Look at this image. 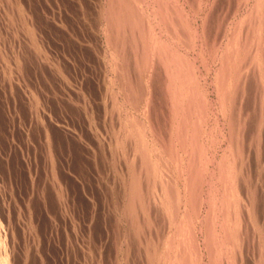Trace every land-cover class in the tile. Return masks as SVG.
<instances>
[{"label":"rangeland","instance_id":"obj_1","mask_svg":"<svg viewBox=\"0 0 264 264\" xmlns=\"http://www.w3.org/2000/svg\"><path fill=\"white\" fill-rule=\"evenodd\" d=\"M4 1L5 0H3V1L0 0V16H1L0 17V19H1L0 20V28H1L0 29V37L2 38V39L0 38V247H1L0 252L3 256L5 255L7 257V260H6L7 263L6 264H11V263L12 264H151V263H149L150 261H149L148 254H147V250H148V246H149L148 244H149L150 240L153 239V242L156 243V246H158L159 251H161L165 248L164 247V245H165L164 240L166 238V235H167V233L171 234L168 232L169 226H170V221H174L175 220L174 217H177V219L178 218L181 219V217L184 216L182 214H184V211L186 209H188V206H189V204L187 205V202H185L187 199V196H188V193L186 196V192H187L186 189H188L189 186H188V188H184V186H185L184 184L186 181L188 182L187 178L190 177V171H189V168H187L188 164L185 163L184 165H186V167H184V165L182 164L183 162H180V159H181L180 157H182L183 152L186 155L188 153L186 151L187 150L190 151V149H188V146H186L188 142L185 143V141H184V143H183V145H185L187 148H185V146L180 144L181 133L179 131H177L179 133L178 134L175 131V130H177V127H176L177 123H175V121L177 122L178 116L176 114L174 115V111L176 110L178 103L175 102L173 99L168 98L170 96L167 92V86L169 84L166 85V83L170 82V81H168V79L170 80L171 75L174 78H175V76H177V75L174 76V74L171 73L169 70L171 69V67H172V69L177 68L178 64H179V66H178V68H179L180 65H182L180 63H186L187 62L186 65L189 63V64H191V68L194 67V68H192V70L194 69L193 72L194 73L196 72L194 77L198 76V78H199V79H196L197 77L194 78L195 84H197L196 82H198V84H200L199 85L200 89L199 88L198 89L201 92L205 90L204 91L205 93L204 92H202V93L200 92V93H201V95H203L202 97L207 96V97H205V100L208 99V101H207L208 105H206V107L212 108V109L206 108L205 112L203 111L204 115L207 117L204 116L205 121H203V123H202V120H201V122L198 124L199 128H200V130H198V132L200 133V131H201V136H202L201 137V139H202L201 143H203L202 146L204 145L203 146L204 148L201 151L202 154L199 153L198 156H201V155L204 156L205 155L204 157H199L200 159L198 158V160H199L198 166L200 165L202 167V165H205L206 167L204 166L203 170H205V168H207L208 170L206 169L204 171L205 174L203 176V179H201L202 181H201V183H199V185H200V184H202V182H204L202 184L203 187L200 190V193L201 192L202 193L200 194V196L198 198L197 208H199V209L197 210V208H196L195 209L196 211L193 210L196 213L191 211L192 213L190 216V218H193V219L195 218L194 220L196 223V226H195L196 229L194 230V232L197 231V232H195L196 245L199 244L198 246H200V249H202V248L204 249L206 246L204 244V239H203V238H205L204 237L205 236V233H204L205 230H203V233L200 231H202V226H201L202 222H203L202 220H204V218L208 214L207 209H208V211L210 209L209 208L210 204H208V203H212V202H208V200H207V202L205 200H203V201H201V200L204 197H206L204 199H208L209 195H211L212 199L216 198L217 199V200L215 199L216 203L218 202L217 205H215V208L219 207V202L221 200L219 198L222 197V193L224 191L221 187H222V185L225 186L224 185L225 182L228 183V181H229V180L225 181V179L228 178L229 176H231V173L233 172V169H232L233 168V166H232L233 162L234 163L237 162V164H235V165L236 166L238 165V167L242 166L241 164H243V166H244L246 163V165L244 167L242 166L244 169L240 167L242 170V173L244 172V174L246 173L248 175V176L246 175L247 177L245 179V175L242 174V176L244 175L243 176L244 177L243 178L244 183L246 182L245 183L246 186L247 185L249 186L251 184L250 186L252 188L257 185L256 188H254L253 190L259 191V197H261L260 203L262 204V205H260V207H262L261 209L263 210V215H264V183H263V181H264V163H263L264 162V129L262 127V126H264V120H263V123H261V129H258V127H260L259 126L260 124L258 125V122H257V124H255V123H256V121H259V122L261 121V117H260L261 115L260 116L258 115V114H260V112L254 114V111L256 109L260 108V105H261L260 99L262 98V96H261L262 92L261 91L263 89L261 88L262 87L261 86L262 81L260 80L261 78L259 79V77H260L259 68L261 69V67H258V66L263 65V67H264V61H263L264 58L262 57L263 60H261L262 61L261 64H258V66L256 65L258 68L255 66L254 63H253L254 66H252L253 64H251L252 63L251 59H253V57H254V54L252 52L255 50L254 45L259 46V44H258L259 40L262 41V42H260V44L264 43V39H263L264 35L262 36V39H259V37H258L259 34L257 33V29H256L257 28L256 25H258L257 24L258 22L260 23V25L262 23L263 27H264V23H263V21H264V17H263L264 13L263 12L264 11H262L264 9V0H261V2H262L260 5L261 11L259 10V8H258V10L253 8V6L256 5V0H205V1L204 0H195V1L191 0L192 2L190 0H178L179 3L177 0H170V1L166 0V1H168L166 3H164L165 2L164 0H163V2H162V0H156L155 2L159 1L157 3L161 7L158 6L156 3H154L153 0H148V1L144 0L142 2H139L140 0L139 1L137 0L138 2L136 0H133L137 4L141 3L142 4V5L140 4L141 8L143 6V8L145 9L144 10L142 8L143 11L141 10V16H140L144 21L141 18L139 19V17L136 18V13H138L137 16L140 15L139 14L140 8L137 4H135V2H134V5H136V6L133 7L134 5L131 4L133 6H132V10H130L132 13L133 8L137 7L136 8L137 10L134 9L137 12L133 11V14H135V15H133V14L131 15V13H130V16H131L130 18L131 19L132 18L138 19V21L136 20V22H137L136 26L138 24L140 26H142V27H140L138 25V28L140 27L142 29V31L145 32V33H142V35L144 34L143 36L145 39H143V37L140 35L141 30H139L138 28L136 29V27L130 23H128L130 25H127V24L125 25L129 29L127 27L123 26L122 29L117 27V29H119V30H117L116 27L114 29V27L112 28V27L108 26V21H109L108 17L110 16L109 14H112L113 10L116 9V6H117L116 5L117 3L115 4V7H114V5L111 6V4H110V6H108V4L111 3V0H6L5 2ZM108 1H109V3H108ZM133 1L129 0V2H131V3ZM151 1H153V2H151ZM171 1L174 3V6L175 7L177 6L178 8L175 9V7L172 6L173 3ZM198 1H199V3H198ZM149 2H150V5L152 3L153 6L152 5L150 6ZM3 3H4V6H6V7L3 6ZM146 3L148 5L145 6ZM163 3H164V5H163ZM8 4H9V6H8ZM154 4H155V6H154ZM165 4H167L168 6ZM176 4H178V5H176ZM253 4H255V5H253ZM169 5H170V8L174 7L173 9H171L172 13H170L171 12L170 8L168 9ZM148 6H150V7H148ZM164 6H166L167 9H164L165 8ZM11 7H12V9H11ZM151 7H152L153 11H152ZM180 7H182L181 9H183V11L186 10V12H183V11H182L183 13L180 12L181 15H179V10H177V9H180ZM157 8L159 11L157 10ZM162 8H163V10H162ZM106 9H108V11H109V9H111V11H109V13H108V11ZM181 9H180V11H181ZM196 9H197V11H196ZM250 9L253 11V13L256 10V13H255L256 16L255 17L259 16L256 18V20H255V17L253 18L256 22H254L253 19H252L253 21H251V19H250V17H251L250 13L252 12V11H250ZM154 10H155V12H154ZM175 10L177 11V14H176ZM101 11H103V12H101ZM164 11H166V12H164ZM259 11H260V14H258ZM152 12L155 13L156 16H155V14H152ZM157 12H159V13L157 14ZM173 12H175L176 15ZM22 13H23V15H22ZM98 13L100 15L101 14L102 15L99 16ZM142 13L145 17L142 15ZM148 13L150 15L151 14L153 15V17L151 15L152 18L156 17L155 20L152 19L150 17V15H148ZM105 14L107 15V17H105L106 20L104 19ZM163 14L165 16H161ZM171 14L173 15V17L175 16L176 18L175 17L173 18L172 16H170ZM112 15H111V18L109 17V19H112V17H113ZM180 16L181 17L184 16V17H186V19L188 18L187 16H189L190 20L187 19L188 20L187 21L183 17V19L186 20L185 21L186 24L185 23L182 24V22H184V20L182 18H179ZM205 16H207V19ZM159 17H161V18H159ZM168 18H171V20H170V21H172L171 23H173L175 21V19H176V21L177 20L180 21V19H181V21H180L181 23H179V22L176 23V21H175L173 25L176 27H174L173 25H171L169 23L172 26L171 27L172 29H171L169 27L170 25L168 24V22H170V21H168L169 20ZM145 19H147L148 21H146ZM159 19L161 21H159ZM243 19L244 20L246 19L247 21L252 22V23L251 24H249L248 22L244 23L246 21H243ZM248 19H250V20H248ZM257 19H258V21H257ZM152 20H154V21H152ZM156 20H157V23H156ZM208 20H209V22H208ZM219 20H221V21H219ZM140 21H142L143 23H141ZM239 21L243 22V23L241 24V23H239ZM138 22H140V23H138ZM146 22H147V24H146ZM187 22L190 23L192 26L189 25ZM203 22H205L206 27L203 26L204 25ZM35 23H37V24L39 23V24L37 25ZM255 23H256V25H255ZM144 24L147 26L144 27L143 26ZM156 24H158L159 27ZM163 24L167 25L168 29L166 28V26H164V28L167 30V32H165L166 30L163 28ZM179 24H182V25L179 26ZM184 24L185 25L188 24L189 26H191L189 28H191L192 30L188 28V25L186 27V26H184ZM243 24H245V29L242 28ZM246 24H248V27L250 29H252V30H250L251 33L249 32V34H247V30L249 28L246 27ZM106 25H107V27H106ZM151 25L153 26L152 29H150ZM239 25H241V27H239ZM254 25L256 26V28ZM132 26H134L135 28ZM149 26H150V28H149ZM236 26H237V29H236ZM154 27H155V29H154ZM181 27H182V29H181ZM160 28L163 30H161ZM187 28H188L189 32L191 31V33H189L188 30H186ZM246 28H248V29H246ZM109 29L113 30V34H110ZM157 29H160L161 31L158 30L159 31L158 32ZM169 29H170V32H168ZM205 29H207V30H205ZM235 29L237 31H235ZM241 29H243V30L241 31ZM3 30H4V32H3ZM129 30L133 31L134 33L130 31L132 35L130 33L128 34ZM150 30H153L152 32H155V33L150 34L149 33ZM203 30L207 31L206 32L207 35L205 34V31H203ZM233 30L237 33L236 35H234V33H232V32H234ZM105 31L108 34L112 35V38H113V35L121 33V36L123 38V39H121V36H119L121 44L118 42V40H119L118 38L117 39L115 38V40L113 38V40L111 39V41H110L109 40L110 35H108ZM114 31H116V32H114ZM119 31H121V32L119 33ZM123 31H125V32H123ZM171 31L173 33L176 32L175 35L172 34ZM181 31L182 32L184 31V32L182 33ZM195 31H196V34H195ZM240 31L243 33H245L244 31H246V33L245 34L242 33L243 35L239 36ZM7 32H9V33H7ZM122 32L128 34L130 37L138 32L134 36H139V38L138 37H136V38H138L139 41L142 40L143 42L142 41L139 42V41H137L138 39L135 40L132 37L131 38L133 39V41L131 38H130L131 41H130V39H129V41H127L128 39L126 40L125 38H129V37H127L128 35L123 34ZM156 32H157V34H156ZM160 32H162V33H160ZM178 32H180V34ZM185 32L188 33L187 34L188 38H187V35ZM198 32L200 33L202 39H201ZM164 33L166 35L169 34V37L168 36L165 37ZM149 34L150 35L154 34V38H156V40H154V43L151 41L153 38L151 39L149 37V39H151L149 41V39H148V36H150ZM145 35H147V37ZM176 35H178V36H176ZM191 35H193V36H191ZM196 35H199L198 37H200V39H198V37L194 38V36H196ZM244 35H245V37H244ZM248 35L251 36V38ZM3 36H4V38H3ZM175 36L178 38H175ZM189 36H191V39H189L190 38ZM226 36H228V37H226ZM231 36L233 37L234 40L231 38ZM246 36H248V37H246ZM255 36H256V39H254ZM106 37H108V39ZM140 37H142V39ZM151 37H153V36H151ZM192 37H193V40H192ZM239 37L244 39V40H247V38L249 40L251 39L252 42H251V40H250V42L253 45L252 46L250 42L248 43V45L250 44L249 45V51H251L252 54H250V56H247V58H245V59L242 58V60H239V59H241L240 57H243L242 54H244V53L242 52V53L237 54L236 53L237 51L235 50V49H238L237 47L240 45L239 43L241 42L240 40H238ZM179 38H182L183 41H182V39L180 40ZM147 39H148V41H146ZM158 39H160V40H158ZM169 39L171 41H169ZM188 39L190 40V44L188 42L187 47L188 46L189 47H188V50H186L187 48L184 45L187 44ZM235 39H237V40L235 41ZM40 40H42V41H40ZM167 40H168L167 43L170 45V47H171V45H173L172 48H169V45L166 43ZM172 40L173 41L175 40V41L172 42ZM191 40L193 42H191ZM227 40H230V41H227ZM121 41H123V42L125 41L126 42L125 44H127V45L123 44V42H121ZM176 41H178V42H176ZM232 41L235 42L236 45H238V46H236L235 43H233ZM111 42L115 43L114 44L115 46L112 45ZM128 42H131V43L128 44ZM133 42H135V43H133ZM145 42H148V43L150 42V44H152V46L155 47V50H153L152 53L150 50V48L152 46L151 47L149 46V50H150V52H149L148 50H146V48L148 49V46H147L148 43L146 44L147 47H145L143 45ZM155 42L157 43V45H155ZM162 42H165L164 45L167 47V48H165V47L164 48L167 51L170 50L167 52V54H166V51H164V53L166 55H168L170 53V55L168 56V58L166 60H165L166 57H164V58L160 57V55L162 56V54H163V50H162L163 43ZM170 42H171V44H170ZM184 42H185V44L182 45V43H184ZM194 42L196 44H194ZM207 42H209V44L211 43V47L209 46V44H207ZM227 42L228 43L231 42V44L233 43L235 45V46L233 45L231 47V49L232 50L234 49V51H235V52L232 51V54H231V51L228 50V47L225 48V45L228 46ZM136 43H138V47H137ZM140 43H142L141 45L145 47V49H144V47L140 46L142 48V51H141V49L140 50L136 49V47L140 48L139 47ZM176 43L178 46L176 45ZM213 43L215 44V46ZM218 44H220V45H218ZM120 45H121V47H119ZM132 45H134V47ZM158 45H159V48L161 47L160 49H161L162 54L160 53V49H158ZM174 45H176L177 47L176 46L174 47ZM113 46H114V50H112ZM126 46H127V48H126ZM129 46H130L131 50H130ZM179 46H181L182 49H181V47L179 49ZM216 46H219L221 49L217 48V50H216ZM251 46H252V48H251ZM123 47H125V51L128 53H125V52L123 53L121 51V50H124ZM263 47H264V44H263ZM118 48H121V49L118 50ZM175 48H176V52L173 51V50H175ZM209 48H211V49H209ZM126 49H128V50H126ZM134 49H136L135 51L138 53V55H141V54H139L138 51H140V53L147 52V54L143 53V55L140 56V63H138L139 60H136L137 58L139 59V57L137 56V53L135 54ZM184 49L186 51H184ZM132 50H133V52H131ZM181 50H183V51H181ZM214 50L217 51L218 55L215 54L216 51L214 52ZM224 50H225V52H224ZM262 50L264 52V48ZM179 51H181L182 54H184V55L180 54L181 56L177 57V58H179L180 62L177 60L175 55L173 56V53H172V52H174V53H176V55H178L177 53H180ZM155 52L157 54L160 53V55L156 54V57H158V58L155 57V55H154ZM20 53H21V55H20ZM131 53L133 55L134 54L135 55L130 56ZM185 53H187V54H185ZM211 53H213V55H211ZM224 53H225V55H224ZM226 53H228V54H226ZM115 54H118V55H115ZM146 55L148 56V58L146 57L147 60L144 59V57H143ZM214 55L216 56L215 57L216 59L214 58V60H213ZM235 55H237V56L240 55L239 59L238 58L235 59L234 58ZM118 56H120V57H118ZM152 56L155 57L154 58L155 63H156V61H158L157 62L158 64L152 63V61H154ZM170 56H171V58H170ZM187 56H190V57H188L191 60V61L189 60L190 62H192L194 59V61H193L194 65L187 61L188 60ZM227 56L228 57L232 56L231 58H233V60H231V58L229 59ZM128 57H130V58H128ZM182 57H183V60H186V59L187 60L182 62L183 61ZM226 57L229 60H227ZM249 57H252V58H249ZM126 58L128 61L125 60ZM160 58H162V60ZM225 58L228 62L233 61V62H231L232 65L230 63L226 62V60H224ZM114 59L118 60L119 64H117V61L115 62ZM122 59L124 62L122 61ZM130 59L131 60L135 59V60L131 61ZM149 59L152 61H150V63L147 64L149 62L148 61ZM159 59H160V61H159ZM174 59L176 61L173 62L174 64H171V61H174ZM218 59H220V60H218ZM243 59L246 62L243 61ZM163 60H165V63L163 62ZM146 61H147V63H146ZM215 61H217V62H215ZM222 61H224L223 64H221ZM235 61H236V64H235ZM241 61H242V63H241ZM143 62H145V64H141ZM177 62H178V64H177ZM244 62H245V64H244ZM136 63L141 64V65H137ZM159 63H161V66L163 68L159 65ZM162 63H164V64L169 63V65L171 67L170 66H169V68L166 67L168 64L166 66H163ZM224 63H225V65H224ZM239 63H241L242 68H244L243 70H245L246 65H248L247 63H249V66L251 65L253 69L251 68V66L250 67L248 66V71H249V68L251 70V72L248 73V77L245 78L244 76H242V78H240V81L238 82V84H240V82H241V84L238 85L237 92H235L237 95H235L236 98H234V100L236 99V101H233V103L236 105L234 106V104H232V106H231L230 100H228V102H227V100H225L226 102H224V104L226 103L228 107L230 106L228 109H226V112L227 111L230 112V110H231L230 108H232L233 112L238 110V109L241 110V108H242L243 111L242 110L241 111L244 112V114L241 111H238V112L236 111L234 113L232 112L234 115L239 117V119H237L238 117H235V120L237 119L236 120V124H237L236 127L237 128L239 127V125H242L244 123V121L247 123L245 126L246 128H244L243 127L244 125H243V126H240L237 130H234L232 128L233 125L228 123L229 121L233 120V118H232L233 116L230 117L233 114H231V112H230V114H231L230 115L228 112L226 114L227 116L225 115V117H224L222 109L220 110V108L222 107L221 103L219 104L220 99L218 98V97H220V94H219L220 93L219 92L220 86H219V88L217 87L219 85V82L216 83V81H218V79L216 77H217V74L219 73L220 69H221V71L219 73V76L222 75V71L226 72V70L229 67H232L233 65L236 66ZM122 65H123L124 71L122 69ZM133 65L134 66L136 65L138 67L136 68ZM157 65L160 67H158ZM174 65H176V66L174 67ZM130 66H133V67H130ZM139 66H140L139 70L144 71L143 74L141 71L138 70ZM154 66H155V69L156 68L157 69L159 68V69L154 71ZM198 66H199V68H198ZM221 66L223 67V70H222ZM225 66H227L226 67L227 69H224ZM235 66H233L231 68L232 71L228 70L229 72L231 71L230 73L228 71H227V73H225V74H228V76L226 77V80H228L230 74L233 76V78H232L233 81L237 78L236 77L237 76L236 75L237 74V66L236 67ZM125 67H127V68H125ZM142 67H143V69H141ZM164 67L166 70L164 69ZM128 68H129V71L126 70ZM133 68H135L134 69L135 72H134ZM160 68L164 69L165 71H163L162 69L160 70ZM178 68L175 69V71L177 70L179 72ZM233 68H234V70H233ZM146 69H148V70H146ZM115 70H117V71H115ZM130 70H131V72L133 71V73H132L133 75L131 73H128V72H130ZM160 71L164 72L163 73L164 75L161 73H157ZM166 71H167V73L165 74ZM175 71L173 70L172 72H175ZM233 71H234V74H232ZM125 72L128 74H131L132 76H134V78L131 77V75H127ZM146 72H147V74L145 75ZM121 73H122V76H121ZM153 73H154V76H153ZM170 73H171V75H170ZM254 73H255V75H253ZM139 74H140V76H139ZM168 75H170V76H168ZM137 76L140 79H137L138 78ZM161 76L162 77L165 76L164 77L165 79L162 78ZM222 76H224V73ZM126 77H128V78H126ZM141 77L143 79H141ZM158 77H160L159 78L160 82L157 81ZM129 78L131 80L137 79V82H139L140 85H139V83L137 85L136 80H135V82H133L134 80L131 81V80H129ZM254 78L256 79V81ZM125 79H127L126 81L129 84L131 82V85H130L131 89H129V86H128L129 84L125 81ZM241 79H242V81H241ZM257 79H258V81L259 80L261 81V82L259 81V83H258V84L261 83L260 86L257 84V82H258ZM139 80H142L144 83L140 82ZM121 81L125 82L126 84L121 82ZM224 81H225V79H224ZM229 81H230V79L228 81H225L224 83L227 84ZM254 81H255V83H254ZM157 82H158V84H157ZM148 83H150L152 85H149ZM159 83L160 84L163 83V86L161 87V85ZM246 83H248V84L246 85ZM253 83H254V85H253ZM198 84H197V86H198ZM134 85H136L137 88L135 87L134 89H132ZM141 85H143V86H141ZM122 86L126 87L125 90H124V88H122ZM140 88H141V90H140ZM143 88H145V89H143ZM146 88H148V89H147V93L145 94V93H143V90H146ZM259 88H261L262 90H259ZM216 89L219 91L217 92ZM128 90H129V92H128ZM138 90H140V91H138ZM136 91L139 92V94H137L138 96L135 95L137 93ZM148 92H150V93H148ZM127 93L129 94V96L127 95ZM141 93H143L144 95ZM165 93H166L167 97L163 96V95H165ZM259 93H260V95H259ZM216 94H218V95H216ZM126 95L128 96L127 98H126ZM134 95H135V98L133 97ZM257 95H259V97ZM139 96H140V98H139ZM131 97L133 98V100L129 99ZM163 97H164V99H163ZM137 98H139L140 100ZM152 100H153V102L150 103L149 101H152ZM165 100L167 101V103ZM169 100H171V101H169ZM131 101H132V103H131ZM133 101H136L137 103L136 102L134 103ZM168 102H170V103L175 102L177 104L175 106L171 103V106L172 107L174 106L173 108H171L170 103H168ZM132 104L133 105L136 104L135 106L137 109L139 108V110H136L135 106H133ZM209 104H210V106H209ZM237 105H238V107H237ZM252 105H254V106H252ZM166 106L168 108L170 107L169 108L170 112L168 111V108ZM233 106H234L235 110L233 109ZM153 107H154V111H153ZM235 107H237V108H235ZM86 108L87 109L89 108L88 111ZM107 108H109V109H107ZM198 109H200V106L198 107ZM147 110L148 111L151 110L152 113L151 112L149 113ZM112 111H113V113H112ZM145 112L146 113L148 112L147 113L148 115ZM206 112H207V115H206ZM134 113H136V114H134ZM246 113L249 115V117ZM131 114H134V116H135L132 119H131V117H132ZM136 115L138 117H140V119L138 117H136ZM114 116H115V118H114ZM169 116H170V118H169ZM173 116L176 117V119ZM257 116L260 118H258ZM147 117H148V121H147ZM152 117H153V119H152ZM171 117L175 120H173ZM111 118H113L114 120ZM129 118L131 121L129 120ZM240 118H242V120ZM246 118H248V119H246ZM133 119H138V121L135 122L136 120L134 121ZM171 119L173 121H171ZM228 119H231V120L228 121ZM258 119H260V120H258ZM263 119H264V115H263ZM128 120L130 121L129 123H128ZM132 120L134 121L133 123H132ZM149 120H152V121L154 120V121L152 122ZM167 121L168 122L170 121L169 122L170 126L175 125V126L171 127V129H173V131H171L170 127L168 128V129H170V131H168L167 127H165V126H169V125H167L168 124ZM142 122L144 123L143 125H145V126H141ZM150 122H151V124H148ZM159 122H161V123H159ZM204 122H206V123H204ZM136 123H137V125H139V123H140L141 125L139 127H141V129L143 130L142 133L140 131V133H141L140 136L141 135L143 136L144 130L147 131V129H148V132L145 131L146 132L145 135H147L148 138H145L147 136H145V137L143 136L145 139L143 137L142 138L140 137L141 139L140 138L137 139V137H139V135H137V137H136V134H134V132H133V131H135V129L134 130L132 129V127L135 126ZM208 123H209V125H208ZM127 124H132V127L128 126ZM200 124H202L203 126H201ZM126 125L128 128L126 127ZM146 125L148 127H146ZM230 125H231V127H228ZM153 126H155V127H153ZM253 126L256 128V130ZM129 127H131V128H129ZM151 128H152V130L155 128V130L152 131ZM240 128L242 130V133H240L239 136H237L236 134H238L239 131H241ZM242 128H244V129H242ZM158 129H160V130H158ZM127 130L128 131L130 130V131L128 132ZM166 130H167V132H166ZM163 131H165V132H163ZM202 131H204L203 132L204 134L202 133ZM237 131H238V133H237ZM157 132H158V134L160 132L161 137L164 136L161 138L162 140L160 139V136L159 137H158V135L156 136L155 133H157ZM170 132H173V133H170ZM235 132H236V134H235ZM128 133H130V135H131L130 137H132L134 135V138H132V141H130L131 139L129 138ZM175 133L177 136L172 135ZM126 134H127V136H126ZM211 134H212V136H211ZM232 134L233 135L235 134L236 136L235 135L232 136ZM241 134H243V135H241ZM184 135L185 134H183V136ZM222 135H224V136H222ZM154 136H156V137H154ZM165 136L168 140L165 138ZM169 136L172 138V141H171V138H169ZM179 136H180V138H179ZM231 136L234 139L236 137V139L234 140L233 138H231ZM226 137L230 141H228V139ZM243 137H244V139H242ZM46 138H48V139H46ZM153 138L155 139V142H157L156 143L157 145H155ZM224 138H226V139H224ZM139 139L142 141L144 140L145 142L144 141L143 142L138 141ZM146 139L149 141L147 142ZM175 139H177L178 141ZM222 139H224L225 141ZM257 139H259V141ZM158 140H160L162 142L160 145H158L160 143V141H158ZM165 141H166L167 145L164 144ZM231 141H235L236 144H235V142L233 144V142H231ZM153 142H154V144H153ZM230 142H231V144H230ZM241 142H242V144H243V142H245V143L242 145ZM143 143L146 144L145 145L146 147L144 146ZM173 143H174V145L172 147L171 144H173ZM199 143H198V145L200 146L201 144H199ZM216 143H218V144H216ZM152 144L154 146H157L156 147L158 150V151H156L157 155H154L155 153H153V152H155L153 150H156V149L154 148V146ZM137 145H138V147H137ZM150 145H152L151 147H153V148H151ZM175 145H176V147H175ZM232 145H233V147H232ZM234 145H236V147H235L236 149L234 148ZM168 146H170V147L168 148ZM177 146H179V147H177ZM182 146H183V149H181ZM205 146H206V148H205ZM237 146L240 148L242 146H244V147L241 149L240 148L238 149ZM135 147H137V148H135ZM227 148L228 149L233 148V149L230 151ZM142 149H143V151H141ZM149 149H150V151H148ZM163 149H165V150L167 149L166 153L168 152V149L170 152L167 153V155H165V153L163 155V152L165 151ZM171 149H172V151H171ZM204 149L206 152L204 151ZM237 149L239 150V152L243 151V153H239ZM173 150L174 151L176 150L175 151L176 153L173 152ZM136 151H138L140 153H137ZM181 151H183V152H181ZM203 151L205 154L203 153ZM223 151H225V152H223ZM227 151H228V153H227ZM244 151H245V153H244ZM135 152H136V156H135ZM149 152H151V153H149ZM99 153H100V155H99ZM172 153H173V155H172ZM222 153H224L225 155ZM233 153H234V155H232ZM235 153H236V155H235ZM237 153H239V154L237 155ZM117 154H119V155H117ZM176 154H177V156H176ZM242 154H243V156H242ZM145 155H147V156L143 157ZM151 155L152 156L154 155L155 157L154 156L152 157ZM159 155H160V157H159ZM169 155H170V157H168ZM178 155L179 156L181 155V156L178 157ZM187 155H186V158H188ZM239 155H240L239 158L242 159V162L244 161V163H241V160L240 161L238 160L239 162L235 161L238 159ZM150 156H151V158H149ZM163 156H164L165 162H164V160L162 161ZM165 156L167 159L165 158ZM171 156L173 158V161H175V163L179 159L177 164H175L173 161H171L172 160ZM236 156H237V159L235 158ZM260 156H261V158H260ZM222 157H224V158H222ZM174 158H176V159L178 158V159L174 160ZM225 158H227V159H225ZM232 158H234V161H232L233 160ZM149 159L152 161L150 162ZM156 159L159 160V162H157ZM131 160H133L134 162ZM142 160H144L145 162ZM166 160L167 161L169 160V161L166 162ZM202 160H204L205 163H204V161L202 163ZM220 160L222 162H220ZM228 160H230V161L228 162ZM128 161L130 162V164ZM154 161H155V163L157 162V164H159V165H157V167L160 166L161 162H163L164 165H166V166L169 165V166H167L168 167L167 168L163 165V163H161V165H163V168H158V170H157L156 169L157 167H154V166H156ZM184 161H186V160H184ZM131 162H133V163H131ZM143 162L145 164H143ZM152 162H153V164H152ZM200 162L202 165L200 164ZM219 162L222 163V166H223V164H225V168H228V170L224 169V166L219 167ZM134 163L135 164L136 163L137 164L142 163L145 166H142V165L140 166V164L139 165L136 164L134 166ZM179 163H180V165H179ZM146 164H149V166L148 165L147 166L150 168L152 167L153 171L150 168L148 170ZM150 164L154 165V166H150ZM226 164H227V166H226ZM129 165H131V166H129ZM229 165L232 166V167H230V169H229ZM136 166L142 167L140 169L141 172L139 170L140 167L138 168ZM248 166H249V168H248ZM126 167L128 169H126ZM132 167L138 168L137 170L139 172L138 171L136 172L135 168L133 169ZM164 167H165V170L167 169L166 172L169 175H171L169 179L165 177V176L168 177V175L166 172L165 173L163 172ZM145 168H147V169H145ZM177 168H179V169L182 168V169H180L178 172ZM132 169H133V171H131ZM142 169L144 172L142 171ZM159 169H160V171L162 169L161 172H163V173H161L159 171ZM169 169H170V171L172 170L173 172L171 171L169 173ZM127 171H129V172H127ZM146 171H149L150 175L148 174L149 172H146ZM156 171L157 172L159 171L158 173L161 174V176H160L161 179H159L160 177L157 178V176H159L160 174H157ZM187 171H189V172H187ZM235 171L236 170H234L233 174H235ZM55 172H56V174H55ZM130 172H132V173H130ZM127 173H129L130 175ZM135 173H137V174H135ZM140 173H142L141 174L142 177L137 176ZM153 173H155L156 176ZM146 174H148L149 177H147L148 175H146ZM225 174H228V175H225ZM128 175H129V177H128ZM135 175L137 177L141 178V182L146 181L145 183L143 182L141 185L142 191H143L142 193L143 194L146 193V195H144L143 198L140 199L139 201H136V203H137L136 208L137 209H135V212L138 214L139 213L141 214V215L137 214L138 215L137 219L140 218V219H138L140 224L143 223L139 227L138 226L135 227L132 223H129V221L132 220V216H131V218H129L130 217L129 212H131V211H130V207H129L130 204H128V203H130L131 197H127L128 196L127 192L128 191L130 192V190H131L132 186H130L129 184L133 183L134 177H136ZM162 175L164 178H166V180L164 178L162 179ZM210 175H211V177H210ZM145 176L147 177V179L145 178ZM150 176H152V177H150ZM185 176L187 178H185ZM242 176H241V178H242ZM130 177H132V179ZM148 178H150V180ZM156 178L159 179L162 184L159 185L160 182ZM216 178L218 179L217 181H215ZM172 179H175V180H173L174 182L172 181ZM247 179L249 180L250 183L248 182ZM151 180L154 182L152 183ZM163 180H165L164 181L165 184L166 183L169 184L168 183V181H169L170 184L175 183V186H177L176 189H174V190L176 191V193L177 192H179V193H177V194L175 193V196H173L174 197L173 200H175V198L178 197L175 200V201H177L176 202L177 204L176 203L174 204V206L176 205V208L178 209L177 213L180 211L177 216L176 215L172 216V213H170L168 207L163 204V203H165V198H163V196H164L163 191L166 190V188L164 187V184L162 182ZM212 180L215 184L211 182ZM223 180H224V182H223ZM122 181H123L125 186H123ZM156 181H158V182H156ZM178 181H179V183H178ZM147 182H148L147 186L149 187V190H147L148 187L146 188V185H144V184H147ZM198 182H199V179H198ZM247 182H248V184H247ZM154 183H155V185H154ZM242 183H243V181H242ZM252 183L254 186L252 185ZM176 184H178V185H176ZM211 184L213 185L212 188L215 189L214 190L215 197L213 194H211L213 192L212 188L210 186ZM156 185H157V187H156ZM202 185H200V186H202ZM200 186H199V188H201ZM244 186L245 185L242 184V187L240 188V190L243 189V191L241 190L242 195L243 196L245 195L244 198L245 197L247 198V195H249V193H246L247 194L246 195L245 191L249 192V191H247V189H249L250 187H246V189H245V188H243ZM152 187H154V188L152 189ZM113 188H115V189H113ZM127 188L129 190H127ZM159 188H161L162 190L159 191L160 190ZM182 189L184 192L182 191ZM216 189H219V190H216ZM244 189H245V191H244ZM148 191H150L151 194H150V192L148 194L147 193ZM152 191H154V192H152ZM215 191H217V192H215ZM110 193H111V195H110ZM161 194H162V196H161ZM178 194H180V195H178ZM216 194L218 196H220V194H221V196L216 197ZM129 196H131V195L129 194ZM145 196H147V198ZM180 196H182V197H180ZM150 197H152V202L150 200L151 199ZM154 197L155 198L157 197L158 199L157 198L156 199L159 202L157 200H154L155 199ZM183 198H185V199H183ZM145 199L146 200L149 199L150 203L148 200L146 201ZM180 199H181V202L183 201L184 203H186V206L183 202L182 203L184 205L180 202ZM141 200H143V201H141ZM178 200H179V202H178ZM140 201H141V203H140ZM160 201L164 206L160 203ZM203 202H204V204H203ZM147 204H148V206H149V204H151L150 207L146 206ZM178 204H180L181 206ZM127 205H128V207H127ZM161 206H163V207H161ZM192 206H193V204L192 205L190 204L189 210H191ZM142 207L145 209L144 212L146 213L145 214L146 217H144L145 216L144 214L142 215V213H143ZM165 209L167 211H165ZM243 210H244V207H242V211ZM159 211H160V213H159ZM168 215H170V216H168ZM139 216H141V217H139ZM207 217H209V216H207ZM218 217L219 216H216V218H218ZM142 218L149 219L150 221L149 220L147 221V220L142 219ZM169 218H171V219H169ZM244 218H246V219H244ZM248 218H249V216L246 212L243 214V217H242L243 220L241 221V223H242V227H241L242 238L241 239L244 238V240H243V242H245L244 250L242 252L240 250L236 251V253L234 254L236 257V259L235 258L234 259L236 261H233L232 264H234V263H237V264L238 263L239 264H257V261H258V264H261L260 262H262V261H263L262 264H264V252L262 254H260V251H259V247H260L259 242L261 240L260 235L257 233V231H255V227L253 229V224H250V218H249V220H248ZM137 219H135V224H136ZM208 219H209L210 227H212V223H211L212 216H210ZM246 220L249 221L248 222L249 224H247ZM263 221H264V216L259 217L258 226L259 227L261 226L262 229H264V224H263L264 222ZM146 222H149L148 223L149 224V231L147 228L148 224ZM186 222H188V220H186V219H184L182 221V225H183L184 229L188 226L186 224H189V222L188 223H186ZM168 223H169V225H168ZM137 225H139L138 222H137ZM218 225H220V224H218ZM130 226H132V228H134V229L138 228L141 235L136 234L137 232H134L136 229L133 230ZM140 228H142V229H140ZM146 228H147V231H146ZM150 228H152L153 230ZM138 229L136 231H138ZM166 229H167V231H166ZM140 230H143L145 233H142V231H140ZM212 230H211V234H212V237L214 239V238H216L217 235H214L215 232H213ZM130 231H132V233ZM165 232H167V233L163 237ZM198 232H200V234ZM219 233L221 235V232H219ZM142 234H143V236H142ZM159 234H161V235H159ZM262 234H264V231L262 232ZM147 235H150L153 238L149 239L150 237H148ZM152 235L156 236L155 238H157V239L154 240V236H152ZM193 235H194V233H193ZM131 236L132 237L134 236V237L132 238ZM136 236H138V237H136ZM145 236H146L147 241H146V239H143V238H145ZM198 236H199V238H198ZM206 236H208V233ZM258 237L260 240L258 239ZM141 238L144 241H141L140 240ZM254 239H256V240H254ZM132 241H133V243L136 241V243L133 244ZM197 241L201 242V243H198ZM263 241H264V237H263ZM141 243H143V244H141ZM1 244H2V246H1ZM247 244L250 246H248ZM245 245H247V246H245ZM255 247L257 249H255ZM6 249H7V251H6ZM1 250H5V251H1ZM144 251L146 253H144ZM255 251H256V253H255ZM238 252H240V253H238ZM7 254H8V256H7ZM228 255H230V254L226 253V254H223L222 257L226 258V256H228ZM261 255L263 257H261ZM9 256H11V257H9ZM126 256H128L129 259ZM137 256H139V258ZM207 257L210 258L207 254H205V256L202 258L204 260V263L208 262V264H209L210 259H208ZM258 257H261V260H259L260 258H258ZM158 258L160 259V257H158ZM240 258H242V260ZM10 259L11 260L13 259V260L11 261ZM245 260H247L248 262ZM158 261L159 260L156 261V264H162V263H160V261L158 263ZM161 261H162V259H161ZM243 261H245V262H243ZM227 262H229V261H227Z\"/></svg>","mask_w":264,"mask_h":264},{"label":"bare ground","instance_id":"obj_2","mask_svg":"<svg viewBox=\"0 0 264 264\" xmlns=\"http://www.w3.org/2000/svg\"><path fill=\"white\" fill-rule=\"evenodd\" d=\"M3 1V0H2ZM6 1V0H5ZM4 1V2H5ZM131 1H133V0H131ZM137 1V0H136ZM139 1V0H138ZM137 1V2H138ZM142 1H144V0H140L139 2H142ZM148 1V0H147ZM154 1V3H156L158 6H160L157 2H159V1H157V2H155L156 0H153ZM153 1H151V2H153ZM165 2L164 3H166V2H168V1H170V0H168V1H166V0H164ZM178 1V0H177ZM191 1V0H190ZM195 1V0H194ZM193 1V2H194ZM205 1V0H204ZM134 2L135 1H133L132 3L131 2H129V0H111V3H109V1H108V6H110V4H111V6L112 5H114V7H115V4L117 5L116 6V9H114L113 10V12H112V14H109L110 16V18H111V15L113 16L112 17V19H109V17H108V26L109 27H114V29H115V27H116V29H117V27L118 28H120V29H122V27L123 26H125L126 24L127 25H130V24H132V25H134L135 27H136V29L138 28V25L136 26V20L138 21V19H136V18H138L139 17V19L141 18L140 16H141V10L143 11V6H142V8H141V5L138 3H136L135 2V4H137L138 6H139V14L140 15H138L137 16V14L138 13H136V18H130L131 16H130V13H131V11L130 10H132V6L134 5ZM162 2H163V0H162ZM172 2V1H171ZM189 2V1H188ZM192 2V1H191ZM202 2V1H201ZM164 3H163V5H164ZM173 3V2H172ZM178 3H179V1H178ZM198 3H199V1H198ZM197 3V4H198ZM261 0H256V5L255 4H253V5H255V6H253V8L254 9H256V10H258V8H259V10L261 11V8H260V5H261ZM6 4V3H5ZM105 4V3H104ZM131 4H133V5H131ZM189 4V3H188ZM242 4V3H241ZM144 5V4H143ZM146 5H148L147 3L145 4V6ZM149 5H150V2H149ZM151 5L153 6V4L151 3ZM150 5V6H151ZM165 5H167V4H165ZM171 5V4H170ZM170 5H169V7H168V9L170 8ZM176 5H178V4H176ZM199 5V4H198ZM252 5V4H251ZM3 6H4V3H3ZM8 6H9V4H8ZM15 6V5H14ZM136 5H134L133 7H135ZM150 6H148V7H150ZM154 6H155V4H154ZM168 6V5H167ZM172 6H174V3L172 4ZM183 6V5H182ZM197 6V5H196ZM2 7V6H1ZM4 7H6V6H4ZM157 7V6H156ZM161 7V6H160ZM165 8L164 9H167L166 8V6H164ZM175 7V6H174ZM173 7V8H174ZM240 7V6H239ZM256 7V8H255ZM131 8V9H130ZM137 8V7H136ZM136 8H133V11H135L134 9H136ZM155 8V7H154ZM159 8V7H158ZM158 8H157V10H158ZM172 7L170 8V11H171V9H173ZM176 8H178L177 6L175 7V9ZM182 7H180V9H181ZM11 9H12V7H11ZM151 9H152V7H151ZM156 9V8H155ZM180 9H177V10H179V15H181L180 14V12L181 13H183V12H186V10H184L183 11V9H181V11H180ZM193 9V8H192ZM252 9V8H251ZM250 9V11H252ZM20 10V9H19ZM107 11H108V9H106ZM137 10V9H136ZM145 10V9H144ZM162 10H163V8H162ZM256 10H255V12L253 13V11L250 13L251 15V17H250V19H251V21H253L254 19V17L256 16L255 15V13H256ZM9 11V10H8ZM21 11V10H20ZM109 11H111V9H109ZM109 11H108V13H109ZM133 11H132V13H131V15L133 14ZM152 11H153V9H152ZM159 11V10H158ZM169 11V12H170ZM183 11V12H182ZM196 11H197V9H196ZM260 11L258 12V14H260ZM262 11H264V9L262 10ZM27 12V11H26ZM30 12V11H29ZM101 12H103V11H101ZM135 12H137V11H135ZM134 12V13H135ZM154 12H155V10H154ZM164 12H166V11H164ZM175 12H176V14H177V11L175 10ZM175 12H173L174 14H175ZM195 12V11H194ZM6 13V12H5ZM10 13V12H9ZM24 13V12H23ZM23 13H22V15H23ZM159 12H157V14H158ZM163 13V12H162ZM170 13H172V11L170 12ZM264 13V12H263ZM262 13V14H263ZM26 14V13H25ZM99 14V13H98ZM152 14H155V13H153L152 12ZM151 14V15H152ZM169 14V13H168ZM175 14V15H176ZM196 14V13H195ZM261 14V15H262ZM102 15V14H101ZM100 14H99V16H101ZM133 15H135V14H133ZM142 15H143V13H142ZM146 15V14H145ZM148 15H150L149 13H148ZM151 15H150V17H151ZM178 15V16H179ZM187 15V14H186ZM219 15V14H218ZM4 16V15H3ZM26 16V15H25ZM97 16V15H96ZM144 16V15H143ZM142 16V17H143ZM147 16V15H146ZM155 16H156V14H155ZM161 16H165L164 14L163 15H161ZM170 16H172L173 17V15L171 14ZM169 16V17H170ZM177 16V17H178ZM1 17V16H0ZM105 17H107V15L105 14L104 15V19L106 20V18ZM134 17V16H133ZM145 17V16H144ZM152 17H153V15H152ZM151 17V18H152ZM175 17V16H174ZM173 17V18H174ZM183 17L184 16H180L179 18H182L183 19ZM188 18L187 19H189L190 17L189 16H187ZM204 17V16H203ZM206 17V19H207V16H205ZM257 17H259V16H257ZM257 17H255V20H256V18ZM262 17V16H261ZM264 17V16H263ZM8 18V17H7ZM98 18V17H97ZM148 18V17H147ZM155 18L156 17H154V18H152V19H154L155 20ZM159 18H161V17H159ZM176 18V17H175ZM178 18V19H179ZM185 19H186V17H184ZM217 18V17H216ZM19 19V18H18ZM25 19V18H24ZM33 19V18H32ZM142 19V18H141ZM149 19V18H148ZM169 20L168 21H170L171 20V18H168ZM186 19V20H187ZM211 19V18H210ZM214 19V18H213ZM250 19H248V20H250ZM253 19V20H252ZM1 20V19H0ZM20 20V19H19ZM22 20V19H21ZM143 20V19H142ZM146 21H148L147 19H145ZM151 20V19H150ZM154 20H152V21H154ZM158 20V19H157ZM157 20H156V23H157ZM184 20V19H183ZM182 20V21H183ZM186 20H184V22H182V24L183 23H185L186 24ZM190 20V19H189ZM225 20V19H224ZM239 20V19H238ZM254 20V22H256ZM260 20V19H259ZM30 21V20H29ZM144 21V20H143ZM159 21H161L160 19H159ZM175 21H176V19H175ZM174 21V22H175ZM180 21H181V19H180ZM179 20H177L176 21V23L177 22H179V23H181ZM188 21V20H187ZM205 21V20H204ZM219 21H221V20H219ZM229 21V20H228ZM243 21H246V22H244V23H249V24H251L252 22H249V21H247L246 19L244 20L243 19ZM257 21H258V19H257ZM17 22V21H16ZM32 22V21H31ZM30 22V23H31ZM100 22V21H99ZM141 23H143L142 21H140ZM140 22H138V23H140ZM172 21H170V22H168V24L170 23L171 25H173L174 24V22L173 23H171ZM190 22V21H189ZM194 22V21H193ZM208 22H209V20H208ZM13 23V22H12ZM106 23V22H105ZM128 23H130V24H128ZM145 23V22H144ZM160 23V22H159ZM163 23V22H162ZM165 23V22H164ZM188 23V22H187ZM191 23V22H190ZM190 23H188L189 25H191ZM204 23V27H206V25H205V22H203ZM239 23H243V22H240L239 21ZM263 23H264V21H263ZM9 24V23H8ZM19 24V23H18ZM35 24H37V23H35ZM39 24V23H38ZM37 24V25H38ZM146 24H147V22H146ZM151 24V23H150ZM169 24V25H170ZM182 24H179V26L180 25H182ZM184 24V26H186L187 27V25H185ZM210 24V23H209ZM215 24V23H214ZM258 25H256V23H255V25L257 26V28H256V26H255V28L257 29V33L259 34V39H262V36L264 35V27H263V24L261 23V25H260V23L258 22L257 23ZM21 25V24H20ZM154 25V24H153ZM157 26H158V24H156ZM169 26L170 28L172 27V26ZM188 25V28L189 27H191V26H189ZM211 25V24H210ZM225 25V24H224ZM9 26V25H8ZM134 26H132V27H134ZM140 26V25H139ZM144 27H146L147 25H143ZM161 26V25H160ZM164 26H166V28H167V25L165 24H163V28H164ZM174 26V25H173ZM197 26V25H196ZM195 26V27H196ZM251 26V25H250ZM36 27V26H35ZM39 27V26H38ZM106 27H107V25H106ZM125 27H127V26H125ZM131 27V26H130ZM134 27V28H135ZM140 27H142V26H140ZM138 28L139 30H141L140 31V35L143 37V39H145L144 38V34L142 35V33H145L144 31H142V29L141 28ZM152 25H151V28H150V26H149V28L150 29H152ZM159 27V26H158ZM162 27V26H161ZM174 27H176V26H174ZM239 27H241V25H239ZM246 27H248V24H246ZM28 28V27H27ZM31 28V27H30ZM111 28V29H112ZM128 28V27H127ZM148 28V27H147ZM146 28V29H147ZM188 28L186 29V30H188ZM243 29H245V24H243V27H242ZM249 28V27H248ZM248 28H246V29H248ZM254 28V27H253ZM1 29V28H0ZM4 29V28H3ZM41 29V28H40ZM111 29H109L110 30V34H113V30H111ZM129 29V28H128ZM154 29H155V27H154ZM161 29V28H160ZM157 29V31L159 30V31H161V30H163V29ZM165 29V28H164ZM168 29V28H167ZM172 29V28H171ZM178 29V28H177ZM181 29H182V27H181ZM189 29H191V28H189ZM196 29V28H195ZM194 29V30H195ZM204 29V28H203ZM217 29V28H216ZM215 29V30H216ZM236 29H237V26H236ZM235 29V31H237ZM243 29H241V31L243 30ZM18 30V29H17ZM107 30V29H106ZM117 30H119V29H117ZM116 30V31H117ZM138 30V31H139ZM145 30V29H144ZM166 30V29H165ZM164 30V31H165ZM192 30V29H191ZM205 30H207V29H205ZM205 30H203V31H205ZM250 30H252V29H248L247 30V34H249V32H250ZM255 30V29H254ZM2 31V30H1ZM13 31V30H12ZM26 31V30H25ZM37 31V30H36ZM41 31V30H40ZM112 31V32H111ZM116 31H114V32H116ZM128 31V30H127ZM131 30H129V32H128V34L130 33L131 34V32H133V31H131ZM149 31V30H148ZM153 30H150V34H152V33H155V32H152ZM158 31V32H159ZM173 31V30H172ZM171 31V32H172ZM218 31V30H217ZM216 31V32H217ZM234 31V30H233ZM232 32V33H234V35H236L237 33L236 32ZM239 32V36L240 35H243V34H245L246 33V31H244L245 33H243V32ZM3 32H4V30H3ZM10 32V31H9ZM9 32H7V33H9ZM106 32V31H105ZM121 31H119V33H120ZM123 32H125V31H123ZM122 32V33H123ZM163 32V31H162ZM162 32H160V33H162ZM165 32H167V30L165 31ZM168 32H170V29H169V31ZM175 32V31H174ZM182 32V31H181ZM184 32V31H183ZM182 32V33H183ZM188 32H189V30H188ZM193 32V31H192ZM206 32L207 31H205V34H206ZM253 32V31H252ZM6 33V32H5ZM31 33V32H30ZM29 33V34H30ZM107 33V32H106ZM118 33V32H117ZM134 33V32H133ZM138 33V32H137ZM137 33H135L134 35H136ZM176 33V32H175ZM175 33H173L172 32V34H174L175 35ZM179 34H180V32H178ZM186 33V32H185ZM189 33H191V31L189 32ZM199 33V32H198ZM197 33V34H198ZM218 33V32H217ZM243 33V34H242ZM251 33V32H250ZM3 34V33H2ZM27 34V33H26ZM108 34V33H107ZM110 34H108V35H110ZM115 34V33H114ZM123 34H126V33H123ZM122 34V35H123ZM128 34H126V35H128ZM149 34V35H150ZM156 34H157V32H156ZM165 34V33H164ZM163 34V35H164ZM188 33H186V35H187ZM195 34H196V31H195ZM246 34V35H247ZM253 34V33H252ZM6 35V34H5ZM18 35V34H17ZM42 35V34H41ZM132 35V34H131ZM131 36L133 39H135V40H137L138 38H139V36ZM199 35H200V33H199ZM199 35H196V36H194V38H197ZM207 35V34H206ZM209 35V34H208ZM215 35V34H214ZM233 35V34H232ZM233 35V36H234ZM251 35V34H250ZM16 36V35H15ZM105 36V35H104ZM119 36H121V33L120 34H116V35H113V38H114V40H115V38L117 39H119L118 40V42L120 43V37ZM146 37H147V35H145ZM151 36H153V37H151ZM169 37V34L168 35H166L165 34V37ZM176 36H178V35H176ZM175 36V38H178V37H176ZM191 36H193V35H191ZM191 36H189L190 38L189 39H191ZM238 36V35H237ZM249 36V35H248ZM248 36H246V37H248ZM254 36V35H253ZM110 37V41H111V39L113 40V38H112V35H110L109 36ZM126 37V36H125ZM127 37H129V38H125L127 41H129V39L131 38L129 35L127 36ZM135 37V38H134ZM136 37H138V38H136ZM142 37H140L141 39H142ZM149 37L152 39H149ZM156 37V36H155ZM158 37V36H157ZM163 37V36H162ZM171 37V36H170ZM174 37V36H173ZM172 37V38H173ZM200 37H201V35H200ZM200 37H198V39H200ZM223 37V36H222ZM226 37H228V36H226ZM235 37V36H234ZM243 37V36H242ZM244 37H245V35H244ZM243 37V38H244ZM250 38H251V36H249ZM1 38V37H0ZM3 38H4V36H3ZM33 38V37H32ZM107 39H108V37H106ZM131 38V39H132ZM171 38V39H172ZM187 38H188V35H187ZM210 38V37H209ZM231 38L233 39V37L231 36ZM237 38V37H236ZM253 38V37H252ZM2 39V38H1ZM121 39H123L122 38V36H121ZM124 39V40H125ZM131 39H130V41H131ZM133 39H132V41H133ZM148 39H149V41L151 40L153 43H154V40H156V38H154V34L153 35H150V36H148ZM148 39L146 40V41H148ZM180 40L182 39V38H179ZM187 40V44L186 45H184V46H186V50H188V47H187V45H188V42H189V44H190V40ZM201 39H202V37H201ZM222 39V38H221ZM246 39V38H245ZM254 39H256V36H255V38ZM258 39V40H259ZM264 39V38H263ZM33 40V39H32ZM158 40H160V39H158ZM178 40V39H177ZM192 40H193V37H192ZM191 40V42H193ZM206 40V39H205ZM234 40V39H233ZM237 39H235V41H236ZM238 40H240L241 42L239 43L238 41V43L240 44L239 46L238 45H236V43L235 42H233V43H235V45L236 46H238L237 48L238 49H235L237 52V54H239V53H244V54H242L243 55V57H240V55H235L234 56V58L235 59H239V57L241 58V59H239V60H242V58H247V56H250V54H252L251 53V51H249V45H248V43L250 42V40L247 38V40H244V39H242V38H240L239 37V39ZM29 41V40H28ZM40 41H42V40H40ZM117 41V40H116ZM137 41H139V39L137 40ZM136 41V42H137ZM142 41V40H141ZM141 41H139V42H141ZM169 41H171L170 39H169ZM175 41V40H174ZM173 40H172V42H174ZM182 41H183V39H182ZM181 41V42H182ZM219 41V40H218ZM227 41H230V40H227ZM255 41V40H254ZM121 42H123V41H121ZM143 42V41H142ZM151 42V43H152ZM158 42V41H157ZM160 42V41H159ZM168 42V40L166 41V43ZM176 42H178V41H176ZM196 42V41H195ZM194 42V44H196ZM221 42V41H220ZM251 42H252V40H251ZM250 42V43H251ZM260 42H262L261 40H259V46H256V45H254V51H252L253 52V54H254V57H253V59H251V64H255V66L257 65L258 66V64H261V60H263V58H264V52H263V44L264 43H262V44H260ZM126 42L124 41L123 42V44H125ZM131 42H128V44H130ZM133 43H135V42H133ZM148 42H145L143 45L145 46V47H147L148 46V49L146 48V50H148L149 52H150V50H151V53L153 52V50H155V47H153L152 46V44H150V42L147 44ZM161 43V42H160ZM163 43V46H162V50H163V54L161 53V47L159 48V45H158V49H160V53L162 54V56L160 55V53L159 54H157L156 52H155V57H156V54L157 55H160V57H162V58H164V57H166L165 58V60L168 58V56L170 55V53L168 54V55H166L167 54V52L168 51H170V50H166L165 48H167L165 45H164V43L165 42H162ZM215 43V42H214ZM213 43V44H214ZM231 44V42H227V45L228 46H226L225 45V48L226 47H228V50L229 51H231V54H232V51H234V49L232 50L231 49V47L234 45V44ZM36 44V43H35ZM111 44L112 45H114L115 43H112L111 42ZM121 44V43H120ZM142 43H140L139 44V47L141 46V47H144V46H142L141 45ZM146 44H147V46H146ZM159 44V43H158ZM168 44V43H167ZM170 44H171V42H170ZM175 44V43H174ZM179 44V43H178ZM183 44H185V42L184 43H182V45ZM207 44H209V42H207ZM254 44V43H253ZM257 44V45H258ZM41 45V44H40ZM119 45V44H118ZM125 45H127V44H125ZM124 45V46H125ZM136 45H137V47H138V43H136ZM155 45H157V43L155 42ZM162 45V44H161ZM169 45V44H168ZM176 45H177V43H176ZM176 45H174V47L176 46ZM180 45V44H179ZM218 45H220V44H218ZM234 45V46H235ZM251 45H252V43H251ZM115 46V45H114ZM114 46H113V49L112 50H114ZM117 46V45H116ZM133 47H134V45H132ZM131 46V47H132ZM149 46L151 47L150 48V50H149ZM172 46L173 45H171V47H170V45H169V48H172ZM178 46V45H177ZM176 46V47H177ZM208 46V45H207ZM209 46L211 47V43L209 44ZM208 46V47H209ZM213 46V45H212ZM214 46H215V44H214ZM253 46V45H252ZM252 46H251V48H252ZM112 47V46H111ZM110 47V48H111ZM118 47V46H117ZM119 47H121V45L119 46ZM136 47V46H135ZM136 47V49H141V51H142V48L140 47V48H137ZM145 47H144V49H145ZM165 47V48H164ZM180 47L181 46H179V49H180ZM223 47V46H222ZM41 48V47H40ZM116 48V47H115ZM124 48V50H121L123 53L125 52V53H128V52H126L125 51V47H123ZM126 48H127V46H126ZM129 48H130V46H129ZM157 48V47H156ZM217 48H220L219 46H216V50H217ZM21 49V48H20ZM38 49V48H37ZM119 49H121V48H118V50ZM133 49V48H132ZM136 49H134V51L136 50ZM143 49V50H144ZM178 49V50H179ZM181 49H182V47H181ZM209 49H211V48H209ZM221 49V48H220ZM116 50V49H115ZM126 50H128V49H126ZM130 50H131V48H130ZM173 50V49H172ZM185 49H184V51H186ZM190 50V49H189ZM216 50H214V52L216 51ZM219 50V49H218ZM227 50V49H226ZM227 50V51H228ZM253 50V49H252ZM120 51V52H121ZM164 51H166V54L164 53ZM173 51H175L176 52V48H175V50H173ZM181 51H183V50H181ZM181 51H179L180 53H177L178 55H176V53H174V52H172L173 53V56L175 55L176 56V58L178 57V56H181L180 54H182V52ZM204 51V50H203ZM220 51V50H219ZM37 52V51H36ZM130 52V51H129ZM131 52H133V50L131 51ZM139 52V54H141V55H143V53H146L147 54V52H143V53H140V51H138ZM178 52V51H177ZM188 52V51H187ZM213 52V53H214ZM224 52H225V50H224ZM235 52V51H234ZM263 52V53H262ZM122 53V54H123ZM137 52L135 51V54H136ZM190 53V52H189ZM213 53H211V55H213ZM28 54V53H27ZM134 54V55H135ZM165 54V55H164ZM185 54H187V53H185ZM215 54H217V51L215 52ZM226 54H228V53H226ZM235 54V53H234ZM233 54V55H234ZM20 55H21V53H20ZM115 55H118V54H115ZM127 55V54H126ZM131 55H133L132 53L130 54V56ZM133 55V56H134ZM141 55H138V53H137V56L139 57V59L137 58L136 60H139L138 61V63H140V56ZM164 55V56H163ZM182 55H184V54H182ZM218 55V54H217ZM224 55H225V53H224ZM31 56V55H30ZM29 56V57H30ZM129 56V55H128ZM186 56V55H185ZM202 56V55H201ZM200 56V57H201ZM229 56V55H228ZM227 56V57H228ZM253 56V55H252ZM19 57V56H18ZM113 57V56H112ZM115 57V56H114ZM118 57H120V56H118ZM144 57V59H146V57L148 58V56L146 55V56H143ZM153 57V56H152ZM155 57H153V59L155 58ZM184 57V56H183ZM183 57H182V60H183ZM188 57H190V56H187V58ZM210 57V56H209ZM213 57V56H212ZM216 56L214 55V57H213V60H214V58H215ZM225 57V56H224ZM226 57V58H227ZM232 56H230V57H228L229 59L231 58ZM263 57V58H262ZM128 58H130V57H128ZM156 58H158V57H156ZM162 58H160L161 60H162ZM170 58H171V56H170ZM206 58V57H205ZM218 58V57H217ZM226 58L224 59V60H226ZM227 58V60H229ZM249 58H252V57H249ZM28 59V58H27ZM32 59V58H31ZM160 59H159V61H160ZM204 59V58H203ZM216 59V58H215ZM243 59V61H245ZM115 60V59H114ZM113 60V61H114ZM125 60H127V58L125 59ZM131 60V59H130ZM135 60V59H134ZM134 60H131V61H134ZM142 60V59H141ZM147 60V59H146ZM157 60V59H156ZM165 60H163V62L165 63ZM177 60L179 61V58H177ZM187 60V59H186ZM186 60H183L182 62H184V61H186ZM190 59L188 58V62H190L189 61ZM218 60H220V59H218ZM226 60V62H228ZM231 60H233V58H231ZM249 60V59H248ZM117 61V64H119L118 63V60H115V62ZM122 61H123V59H122ZM128 61V60H127ZM145 61V60H144ZM149 62L147 63V61H146V63L147 64H149L150 63V61H152V60H148ZM170 61V60H169ZM176 60L174 59V61H171V64H174L173 62H175ZM193 61H194V59H193ZM190 62V63H194V62ZM264 61V60H263ZM124 62V61H123ZM137 62V61H136ZM158 61H156V63H157ZM180 62V61H179ZM215 62H217V61H215ZM223 62L224 61H222L221 62V64H223ZM231 62H233V61H229L228 63H230L231 64ZM239 62V61H238ZM246 62V61H245ZM245 62H244V64H245ZM132 63V62H131ZM152 63H155V59H154V61H152ZM155 63V64H156ZM164 63H162L163 64V66H166L167 64V66L166 67H168L169 68V63H166V64H164ZM187 63V62H186ZM186 63H180V64H182V65H180V67L178 68V66H179V64H178V62H177V68L179 69V72L176 70L175 71V69H177V68H173L172 69V67H171V69L169 70L171 73H173L174 74V76L175 75H177V76H175V78L174 77H172V75H171V73H170V75H171V78H170V80L168 79V81H170L169 83H166V85L167 84H169L168 86H167V92H168V94L171 96H169L168 98H171V99H173L175 102H177L178 103V105H177V107H176V110L174 111L173 109V111H174V115L176 114L177 116H178V120H177V122L175 121V123H177V130H175L176 132L177 131H179L180 133H181V138H180V136H179V138H180V144H182L183 145V143H184V141H185V143L186 142H188L187 143V145L186 146H188V149H190V151L189 150H187L186 152H188L186 155L188 156V158H186V155H185V153L183 152V151H181V152H183V155H182V157H180L179 155H178V157H180L181 159H180V162H183L182 164L184 165L185 163L186 164H188V167L187 168H189V171H190V177L189 178H187L186 176H185V178H187L188 179V182L186 181H184L185 182V186H184V188H188V186H189V190L188 189H186V196H187V193H188V196H187V199H186V201L185 202H187V205L189 204V206H188V209H186L185 211H184V214H182V215H184V216H182L181 217V219H177V217H174L175 218V220L174 221H170V226H169V230H168V232L169 233H171V234H168L167 232H165V234L163 235V237L166 235V233H167V235H166V238H165V240H164V249L163 250H161V251H159L158 250V246H156V243H154L153 242V239H151V238H153V237H151L150 235H147L148 237H150L149 239H151L150 240V242H149V246H148V250H147V254H148V258H149V263H151V264H156V261L157 260H159L160 261V263H162V264H205L204 263V260H203V258L202 257H204L205 256V254H207L210 258H208V259H210L209 260V264H232V262L233 261H236L235 259H236V257H235V253H236V251H243L244 250V244H245V242H243V240H244V238L243 239H241L242 238V234H241V227H242V223H241V221L243 220L242 219V217H243V214L244 213H246L247 212V214H248V216H249V218H250V224H253V229H254V227H255V231H257V233L260 235V238H261V240L259 239V237H258V239L260 240V242H259V244H260V247H259V251H260V254H262L263 252H264V241H263V235L264 234H262V232L264 231V229H262V227L260 226H258V219H259V217H261V216H264L263 215V210L261 209L262 207H260V205H262L260 202V198L261 197H259V191L257 192V191H255V190H253L254 188H256V186H254L253 185V183H252V185L254 186L253 188L249 185H247L246 186V182L244 183V175H245V179H246V177L248 176L246 173L244 174V172L242 173V170H241V168H243L245 165H246V163H245V165L243 166V164H241L242 166H240V167H238V165L236 166L235 164H237V162L236 163H234L233 162V172L231 173V176H229L228 178H226L225 179V181L226 180H229L228 181V183L227 182H225V186H223L222 185V189L224 190L223 191V193H222V197L221 198H219V199H221L220 200V202H219V207L218 208H215V205H217V203H216V198H214V199H212V196L211 195H209V198L208 199H204V198H206V197H204L201 201H203V200H205L206 202H207V200H208V202H212V203H208V204H210V209H209V211H208V209H207V216H212V220H211V223H212V227H210V223H209V217H205L204 218V220H202L201 222H202V231H200V232H202L203 233V230H205L204 231V233H205V238H203L204 239V244L206 245L205 246V248L202 250V249H200V246H198V245H196V237H195V232H197V231H195L194 232V230L196 229L195 228V226H196V223H195V218L193 219V218H190V216H191V211H196L195 209L197 208V205H198V198H199V196H200V194L202 193H200V190L202 189V187H203V183L204 182H202V184H200V185H202V186H200L199 185V183H201V179H203V176H204V171L207 169V168H205V170H203V168H204V166L205 165H202L201 164V162H200V164L202 165V167L199 165L198 166V163H199V160H198V158L199 157H204V156H198L199 155V153L200 154H202L201 153V151H202V149L204 148L203 146H202V144L203 143H201V141H202V139H201V131H200V133L198 132V130H200V128H199V123L201 122V120H202V123H203V121H205V118H204V112H205V109L207 108H211V107H206V105H208L207 104V101H208V99L207 100H205V97H207V96H204V97H202L203 95H201V93L202 92H204V91H200L199 89V85L200 84H198V82H196L197 84H198V86H197V84H195V81H194V78L195 77H197L196 79H199L198 78V76H195L194 77V75L196 74V72L194 73L193 72V70H192V68H194V67H192L191 68V64H187L186 65ZM241 63H242V61H241ZM241 63H239L238 65H236L237 66V78L233 81V76L230 74V76H229V78H228V80L230 79V81L227 83V84H225L224 82L225 81H228V80H226V77L228 76V74H225V73H227V71L228 70H231V68L233 67V66H235V65H233L232 67H229L228 69L226 68L227 66H225L224 67V69H227L226 70V72H224V71H222V75H223V73H224V76H222L221 74V76H219V73H220V71H221V69H220V71H219V73L217 74V79H218V81H216V83H218L219 82V85L217 86L218 88H219V86H220V91L219 90H217V92L219 91L220 93V97H218L219 99H220V102H219V104L221 103V105H222V107L220 108V110L222 109V112H223V116L225 117V115L229 112V111H227L226 112V109H228L229 107L227 106V104L225 103L224 104V102H226L225 100H227V102H228V100H230V102H231V106H232V104H234L233 103V101H236V99L234 100V98H236V96L235 95H237L235 92H237V87H238V85H240L241 84V82H240V84H238V82L240 81V78H242V76H244L245 78L246 77H248V73L249 72H251V70H250V68H249V71H248V66H249V63H247L248 65H246V67H245V70H243L244 68H242V66H241ZM19 64V63H18ZM134 64V63H133ZM137 64V63H136ZM141 64H145V62H143V63H141ZM141 64H137V65H141ZM158 64V63H157ZM185 64V65H184ZM229 64V65H230ZM235 64H236V61H235ZM254 64L252 65V66H254ZM110 65V64H109ZM112 65V64H111ZM116 65V64H115ZM126 65V64H125ZM124 65V66H125ZM130 65V64H129ZM159 65L161 66V63H159ZM176 65H174V67L176 66ZM194 65V64H193ZM224 65H225V63H224ZM232 65V64H231ZM230 65V66H231ZM118 66V65H117ZM134 66V65H133ZM133 66H130V67H133ZM147 66V65H146ZM150 66V65H149ZM158 66V65H157ZM160 66H158V67H160ZM235 66V67H236ZM251 66V65H250ZM249 66V67H250ZM252 66H251V68H252ZM256 66V67H257ZM129 67V66H128ZM134 67H138V66H134ZM153 67V66H152ZM162 67V66H161ZM220 67V66H219ZM234 67V68H235ZM258 67H261V69L259 68V74H260V77H259V79L262 81H260L261 83H262V85H261V83L260 84H258L259 83V81H258V79H257V84L260 86H262L261 88L263 89H261V88H259V90H262L261 92V96H262V98L260 99L261 100V105H260V108H258V109H256L255 111H254V114H256V113H258V112H260V114H258L260 117H261V121L259 122V121H256V123L255 124H257V122H258V125L260 126V127H258V129H261V123H263V115H264V67H263V65H260V66H258ZM257 67V68H258ZM111 68V67H110ZM125 68H127V67H125ZM146 68V67H145ZM163 68V67H162ZM162 68H160V70L162 69ZM198 68H199V66H198ZM221 68H222V70H223V67L221 66ZM234 68H233V70H234ZM115 69V68H114ZM122 69H123V71H124V68H123V65H122ZM132 69V68H131ZM135 68H133V70H134ZM140 69V66H139V68H138V70ZM141 69H143V67L141 68ZM159 69V68H158ZM157 68L155 69V66H154V71H156V70H158ZM164 69H165V67H164ZM164 69H162L163 71H165ZM253 69V68H252ZM256 69V68H255ZM22 70V69H21ZM126 70H128L129 71V68L128 69H126ZM146 70H148V69H146ZM174 70L175 72H172V71ZM197 70V69H196ZM208 70V69H207ZM219 70V69H218ZM236 70V69H235ZM115 71H117V70H115ZM120 71V70H119ZM139 71H141V70H139ZM232 71V70H231ZM230 71V72H231ZM245 71V72H244ZM253 71V70H252ZM134 72H135V70H134ZM142 72V74H143V72L144 71H141ZM148 72V71H147ZM147 72L145 73V75L147 74ZM229 72V71H228ZM229 72V73H230ZM236 72V71H235ZM258 72V71H257ZM256 72V73H257ZM126 73V72H125ZM124 73V74H125ZM128 73H133V71L131 72V70H130V72H128ZM128 73H126L127 75H131V74H128ZM139 73V72H138ZM156 73V72H155ZM157 73H161V74H163L164 72H157ZM167 73V71L165 72V74ZM180 73V74H179ZM253 73V72H252ZM141 74V75H142ZM179 74V75H178ZM232 74H234V71H233V73ZM258 74V73H257ZM133 75V74H132ZM131 75V77H133L134 78V76H132ZM144 75V76H145ZM149 75V74H148ZM164 75V74H163ZM170 75H168V76H170ZM246 75V76H245ZM253 75H255V73L253 74ZM121 76H122V73H121ZM136 76V75H135ZM139 76H140V74H139ZM150 76V75H149ZM153 76H154V73H153ZM160 76V75H159ZM166 76V75H165ZM164 76V77H165ZM235 76V75H234ZM130 77V76H129ZM130 77V78H131ZM138 77V76H137ZM136 77V78H137ZM151 77V76H150ZM162 77V76H161ZM164 77H162V78H164ZM177 77V78H176ZM253 77V76H252ZM121 78V77H120ZM126 78H128V77H126ZM129 78V80H131ZM152 78V77H151ZM154 78V77H153ZM160 77H158V79H159ZM169 78V77H168ZM204 78V77H203ZM222 78V79H221ZM122 79V78H121ZM137 79H140L139 77L137 78ZM137 79H135L136 80V83H137V85H138V83L139 82H137ZM141 79H143L142 77H141ZM146 79V78H145ZM144 79V80H145ZM156 79V78H155ZM157 79V81H159L160 82V79L158 80ZM165 79V78H164ZM224 79H225V81H224ZM255 79V78H254ZM127 79H125V81H126ZM134 79H132L131 81H133ZM135 80L133 81V82H135ZM151 80V79H150ZM140 82H143L142 80H139ZM148 81V80H147ZM146 81V82H147ZM167 81V80H166ZM200 81V80H199ZM224 81V82H223ZM241 81H242V79H241ZM247 81V80H246ZM255 81H256V79H255ZM255 81H254V83H255ZM121 82H123V81H121ZM127 82V81H126ZM201 82V81H200ZM244 82V81H243ZM123 83H125V82H123ZM128 83V82H127ZM144 83V82H143ZM213 83V82H212ZM254 83H253V85H254ZM126 84V83H125ZM124 84V85H125ZM129 84V83H128ZM127 84V85H128ZM149 85H152V84H150V83H148ZM157 84H158V82H157ZM160 84V83H159ZM248 83H246V85H247ZM250 84V83H249ZM113 85V84H112ZM123 85V86H124ZM130 85H131V82H130V84L128 85L129 86V89H131L130 88ZM139 85H140V83H139ZM144 85V84H143ZM143 85H141V86H143ZM161 85V87L163 86V83L162 84H160ZM122 86V88H124V90H125V88L126 87H123ZM126 86V85H125ZM140 86V87H141ZM145 86V85H144ZM136 87V85H134L133 86V88L132 89H134ZM147 87V86H146ZM159 87V86H158ZM244 87V86H243ZM255 87V86H254ZM258 87V86H257ZM256 87V88H257ZM137 88V87H136ZM199 88V89H198ZM242 88V87H241ZM246 88V87H245ZM108 89V88H107ZM139 89V88H138ZM143 89H145V88H143ZM147 89L148 88H146V90H143V93H147ZM150 89V88H149ZM110 90V89H109ZM137 90V89H136ZM140 90H141V88H140ZM140 90H138V91H140ZM241 90V89H240ZM243 90V89H242ZM246 90V89H245ZM107 91V90H106ZM117 91V90H116ZM134 91V90H133ZM145 91V92H144ZM150 91V90H149ZM158 91V90H157ZM163 91V90H162ZM247 91V90H246ZM110 92V91H109ZM123 92V91H122ZM128 92H129V90H128ZM137 92V91H136ZM135 92V93H136ZM154 92V91H153ZM201 92V93H200ZM216 92V93H217ZM242 92V91H241ZM103 93V92H102ZM108 93V92H107ZM143 93H141V94H143ZM148 93H150V92H148ZM205 93V92H204ZM121 94V93H120ZM132 94V93H131ZM137 94H139V92H137L135 95L136 96H138ZM115 95V94H114ZM127 95L129 96V94L127 93ZM126 95V98L128 97ZM135 95L133 96L134 98H135ZM144 95V94H143ZM151 95V94H150ZM149 95V96H150ZM206 95V94H205ZM216 95H218V94H216ZM240 95V94H239ZM259 95H260V93H259ZM259 95H257L258 97H259ZM111 96V95H110ZM153 96V95H152ZM161 96V95H160ZM163 96H166L167 97V95H166V93H165V95H163ZM154 97V96H153ZM156 97V96H155ZM125 98V97H124ZM125 98V99H126ZM139 98H140V96H139ZM139 98H137V99H139ZM145 98V97H144ZM167 98V99H168ZM231 98V99H230ZM118 99V98H117ZM129 99H132L133 100V98L131 97V98H129ZM151 99V98H150ZM163 99H164V97H163ZM166 99V98H165ZM38 100V99H37ZM104 100V99H103ZM113 100V99H112ZM127 100V99H126ZM140 100V99H139ZM145 100V99H144ZM172 100V101H173ZM249 100V99H248ZM258 100V99H257ZM166 101V100H165ZM169 101H171V100H169ZM255 101V100H254ZM253 101V102H254ZM259 101V100H258ZM134 103L136 102V101H133ZM139 102V101H138ZM146 102V101H145ZM150 103L151 102H153V100L152 101H149ZM174 102V103H175ZM212 102V101H211ZM229 102V103H230ZM37 103V102H36ZM112 103V102H111ZM131 103H132V101H131ZM137 103V102H136ZM148 103V102H147ZM166 103H167V101H166ZM165 103V104H166ZM168 103H170V102H168ZM172 103V102H171ZM171 103H170V107L171 108H173L172 106H171ZM172 103L173 105H175L176 106V104L177 103ZM209 103V102H208ZM163 104V103H162ZM241 104V103H240ZM133 105V104H132ZM136 104H134L133 106H135ZM148 105V104H147ZM216 105V104H215ZM230 105V104H229ZM236 104H234V106H235ZM74 106V105H73ZM117 106V105H116ZM152 106V105H151ZM156 106V105H155ZM200 106V109H198V107ZM209 106H210V104H209ZM234 106H233V109H234ZM251 106V105H250ZM252 106H254V105H252ZM138 107V106H137ZM148 107V106H147ZM167 107V106H166ZM169 107V108H170ZM202 107V108H201ZM218 107V106H217ZM237 107H238V105H237ZM237 107H235V108H237ZM244 107V106H243ZM258 107V106H257ZM62 108V107H61ZM81 108V107H80ZM99 108V107H98ZM135 108H136V106H135ZM146 108V107H145ZM156 108V107H155ZM168 108V107H167ZM169 108H168V111H169ZM251 108V107H250ZM87 109V108H86ZM89 109V108H88ZM88 109H87V111H88ZM95 109V108H94ZM107 109H109V108H107ZM106 109V110H107ZM175 109V108H174ZM204 109V110H203ZM212 109V108H211ZM231 110H230V112H231V114H233L234 112H238V111H241L242 110V108H241V110L240 109H238V110H236V111H232V108H230ZM121 110V109H120ZM136 110H139V108L137 109L136 108ZM171 110V111H172ZM235 110V109H234ZM110 111V110H109ZM148 111V110H147ZM153 111H154V107H153ZM167 111V112H168ZM204 111V112H203ZM243 111V110H242ZM241 111V112H242ZM251 111V110H250ZM106 112V111H105ZM133 112V111H132ZM136 112V111H135ZM144 112V111H143ZM149 113L151 112V110L150 111H148ZM147 112V113H148ZM170 112V111H169ZM230 112H229V114H230ZM233 112V113H232ZM112 113H113V111H112ZM115 113V112H114ZM130 113V112H129ZM146 113V112H145ZM144 113V114H145ZM146 113V114H147ZM152 113V112H151ZM161 113V112H160ZM214 113V112H213ZM243 114H244V112H242ZM249 113V112H248ZM118 114V113H117ZM134 114H136V113H134ZM134 114H131V119L133 118V117H135L134 116ZM164 114V113H163ZM172 114V113H171ZM230 114V115H231ZM237 114V113H236ZM239 114V113H238ZM247 114V113H246ZM245 114V115H246ZM253 114V115H254ZM107 115V114H106ZM114 115V114H113ZM119 115V114H118ZM130 115V114H129ZM138 115V114H137ZM136 115V117H138ZM148 115V114H147ZM173 115V114H172ZM206 115H207V112H206ZM248 115V114H247ZM146 116V115H145ZM150 116V115H149ZM165 116V115H164ZM171 116V115H170ZM170 116H169V118H170ZM195 116V117H194ZM227 116V115H226ZM229 116V115H228ZM233 116V117H232ZM244 116V115H243ZM242 116V117H243ZM252 116V115H251ZM256 116V115H255ZM110 117V116H109ZM120 117V116H119ZM174 117V116H173ZM205 117H207V116H205ZM230 117H232L233 118V120H231V119H228V121L229 120H231V121H229L228 123L229 124H231V125H233L232 126V128L234 129V130H237L240 126H243L244 128H246L245 126H246V122L244 121V123L242 124V125H239V127L237 128L236 126H237V124H236V120L237 119H239V117L238 116H236V115H231ZM229 117V118H230ZM235 117H238L236 120H235ZM248 117H249V115H248ZM258 117V116H257ZM260 117H258V118H260ZM42 118V117H41ZM114 118H115V116H114ZM118 118V117H117ZM123 118V117H122ZM139 119H140V117H138ZM142 118V117H141ZM165 118V117H164ZM172 118V117H171ZM175 119H176V117H174ZM252 118V117H251ZM111 119H113V118H111ZM127 119V118H126ZM152 119H153V117H152ZM167 119V118H166ZM173 119V118H172ZM171 119V121H173V120H175V119H173L172 120ZM226 119V118H225ZM241 120H242V118H240ZM244 119V118H243ZM246 119H248V118H246ZM255 119V118H254ZM85 120V119H84ZM114 120V119H113ZM117 120V119H116ZM129 120H130V118H129ZM128 120V123L131 121H129ZM135 122H137L138 121V119H133ZM132 120V123L134 122ZM156 120V119H155ZM168 120V119H167ZM170 120V119H169ZM218 120V119H217ZM240 120V121H241ZM252 120V119H251ZM258 120H260V119H258ZM86 121V120H85ZM124 121V120H123ZM147 121H148V117H147ZM149 121H152V120H149ZM154 121V120H153ZM152 121V122H153ZM163 121V120H162ZM102 122V121H101ZM141 122V121H140ZM170 122V121H169ZM169 122L167 121V125H169ZM231 122V123H230ZM242 122V121H241ZM41 123V122H40ZM106 123V122H105ZM159 123H161V122H159ZM173 123V122H172ZM204 123H206V122H204ZM142 124V125H141ZM139 123V125H137V123L135 124V126H133L132 127V124H127L128 126H131L132 127V129L134 130L135 129V131H133L134 132V134H136V137H137V135H139V137H137V139L138 138H142L143 136L145 137V136H147V135H145V133L146 132H148V129H147V131L146 130H144V133H143V136L141 135L140 136V134L142 133V129H141V127H139L140 125L141 126H145V125H143L144 123L142 122V123ZM148 124H151V122L150 123H148ZM171 124V123H170ZM228 124V125H229ZM120 125V124H119ZM122 125V124H121ZM127 125H126V127H127ZM201 126H203L202 124H200ZM208 125H209V123H208ZM217 125V124H216ZM223 125V124H222ZM231 125L230 126H228V127H231ZM263 125V124H262ZM173 126H175V125H173ZM173 126H165V127H167V129L170 127V129H171V127H173ZM131 127H129V128H131ZM146 127H148L147 125H146ZM151 127V126H150ZM153 127H155V126H153ZM152 127V128H153ZM158 127V126H157ZM254 127V126H253ZM263 127V129H264V126H262ZM46 128V127H45ZM128 128V127H127ZM143 128V127H142ZM152 128H151V130H152ZM175 128V127H174ZM199 128V129H198ZM208 128V127H207ZM210 128V127H209ZM236 128V129H235ZM244 128H242V129H244ZM255 128V127H254ZM50 129V128H49ZM48 129V130H49ZM111 129V128H110ZM119 129V128H118ZM126 129V128H125ZM146 129V128H145ZM150 129V128H149ZM170 129H168V131H170ZM176 129V128H175ZM203 129V128H202ZM201 129V130H202ZM153 130H155V128L153 129ZM152 130V131H153ZM158 130H160V129H158ZM214 130V129H213ZM222 130V129H221ZM240 130H241V128H240ZM255 130H256V128H255ZM58 131V130H57ZM113 131V130H112ZM119 131V130H118ZM128 131V130H127ZM130 131V130H129ZM128 131V132H129ZM140 131H141V133H140ZM146 131V132H145ZM171 131H173V129H171ZM174 131V132H175ZM230 131V130H229ZM259 131V130H258ZM47 132V131H46ZM111 132V131H110ZM126 132V131H125ZM132 132V133H133ZM151 132V131H150ZM156 132V131H155ZM163 132H165V131H163ZM166 132H167V130H166ZM204 131H202V133H203ZM207 132V131H206ZM209 132V131H208ZM219 132V131H218ZM107 133V132H106ZM118 133V132H117ZM123 133V132H122ZM170 133H173V132H170ZM169 133V134H170ZM178 133V132H177ZM221 133V132H220ZM237 133H238V131H237ZM240 133H242V130L241 131H239V133L238 134H236V132H235V134L237 135V136H239V134ZM246 133V132H245ZM129 134V138L131 139L130 141H132V138H134V135L132 136V137H130L131 135H130V133H128ZM156 134V136L158 135V137L160 136V139L162 138V137H164V136H162L161 137V135H160V132H159V134H158V132L157 133H155ZM154 134V135H155ZM179 134V133H178ZM183 134H185L184 136H183ZM199 134V135H198ZM204 134V133H203ZM202 134V135H203ZM207 134V133H206ZM230 134V133H229ZM234 134V135H235ZM257 134V133H256ZM255 134V135H256ZM153 135V134H152ZM164 135V134H163ZM167 135V134H166ZM172 135H176V133L175 134H172ZM208 135V134H207ZM233 134H232V136H234ZM235 135V136H236ZM241 135H243V134H241ZM126 136H127V134H126ZM156 136H154V137H156ZM171 136V135H170ZM169 136V138H171ZM177 136V135H176ZM211 136H212V134H211ZM222 136H224V135H222ZM227 136V135H226ZM229 136V135H228ZM231 136V138H233ZM46 137V136H45ZM48 137V136H47ZM51 137V136H50ZM56 137V136H55ZM70 137V136H69ZM108 137V136H107ZM143 137V138H144ZM157 137V138H158ZM168 137V136H167ZM209 137V136H208ZM230 137V136H229ZM241 137V136H240ZM102 138V137H101ZM114 138V137H113ZM128 138V137H127ZM128 138V139H129ZM140 138V139H141ZM145 138H148V136L147 137H145ZM144 138V139H145ZM165 138H166V136H165ZM223 138V137H222ZM227 138V137H226ZM226 138H224V139H226ZM238 138V137H237ZM46 139H48V138H46ZM98 139V138H97ZM111 139V138H110ZM136 139V140H137ZM138 140V141H142V140ZM150 139V138H149ZM164 139V138H163ZM167 139V138H166ZM165 139V140H166ZM174 139V138H173ZM212 139V138H211ZM224 139H222V140H224ZM228 139V138H227ZM234 139V138H233ZM235 139H236V137H235ZM234 139V140H235ZM242 139H244V137L242 138ZM113 140V139H112ZM134 140V139H133ZM147 140V139H146ZM151 140V139H150ZM153 140H154V142H155V139L153 138ZM162 140V139H161ZM168 140V139H167ZM175 140H177V139H175ZM188 140V141H187ZM241 140V139H240ZM258 141H259V139H257ZM49 141V140H48ZM144 141V140H143ZM142 141V142H143ZM149 140H147V142H148ZM158 141H160V140H158ZM164 141V140H163ZM170 141V140H169ZM168 141V142H169ZM171 141H172V138H171ZM178 141V140H177ZM218 141V140H217ZM225 141V140H224ZM228 141H230L229 139H228ZM145 142V141H144ZM154 142H153V144H154ZM167 142V143H168ZM200 142V143H199ZM221 142V141H220ZM231 142H233V144H234V142L235 141H231ZM231 142H230V144H231ZM253 142V141H252ZM255 142V141H254ZM140 143V142H139ZM157 142H155V145H157L156 144ZM162 142L160 141V143L158 144V145H160ZM172 143V142H171ZM198 143L199 144H201L200 146L198 145ZM223 143V142H222ZM240 143V142H239ZM245 142H243V144H244ZM257 143V142H256ZM137 144V143H136ZM144 144V143H143ZM152 144V145H153ZM164 144H166V141L164 142ZM216 144H218V143H216ZM235 144H236V142H235ZM241 144H242V142H241ZM242 144V145H243ZM254 144V143H253ZM260 144V143H259ZM80 145V144H79ZM119 145V144H118ZM125 145V144H124ZM134 145V144H133ZM146 144H144V146H145ZM149 145V144H148ZM152 145H150V147L152 146ZM167 145V144H166ZM169 145V144H168ZM172 145V147H173V145H174V143L173 144H171ZM207 145V144H206ZM240 145V144H239ZM257 145V144H256ZM255 145V146H256ZM154 146V145H153ZM162 146V145H161ZM183 146H185V145H183ZM183 146H182V148L181 149H183ZM185 146V148H187ZM111 147V146H110ZM129 147V146H128ZM137 147H138V145H137ZM137 147H135V148H137ZM140 147V146H139ZM146 147V146H145ZM157 146H154V148L156 149V150H153V151H155V152H153V153H155L154 155H157L156 154V151H158L157 150V148H156ZM163 147V146H162ZM170 146H168V148H169ZM171 147V148H172ZM175 147H176V145H175ZM177 147H179V146H177ZM232 147H233V145H232ZM236 147V145H234V148ZM238 147V146H237ZM244 146H242L241 148H243ZM247 147V146H246ZM151 148H153V147H151ZM150 148V149H151ZM184 148V149H185ZM205 148H206V146H205ZM211 148V147H210ZM229 148V147H228ZM227 148V149H228ZM240 147H238V149H239ZM240 148V149H241ZM107 149V148H106ZM122 149V148H121ZM150 149L148 150V151H150ZM219 149V148H218ZM224 149V148H223ZM233 149V148H232ZM231 148L230 149H228V150H232ZM236 149V148H235ZM234 149V150H235ZM237 149V150H238ZM137 150V149H136ZM140 150V149H139ZM138 150V151H139ZM145 150V149H144ZM152 150V149H151ZM163 150H165V149H163ZM167 150V149H166ZM166 150L163 152V155H164V153H165V155H167V153H169L170 151H169V149H168V152L166 153ZM114 151V150H113ZM135 151V150H134ZM138 151H136L137 153H140V152H138ZM141 151H143V149L141 150ZM147 151V150H146ZM147 151V152H148ZM171 151H172V149H171ZM176 151V150H175ZM174 150H173V152H175ZM200 151V152H199ZM204 151H205V149H204ZM204 151H203V153H204ZM226 151V150H225ZM225 151H223V152H225ZM242 151V150H241ZM129 152V151H128ZM133 152V151H132ZM136 152H135V156H136ZM206 152V151H205ZM238 152H239V150H238ZM257 152V151H256ZM143 153V152H142ZM149 153H151V152H149ZM152 153V154H153ZM176 153V152H175ZM180 153V152H179ZM208 153V152H207ZM227 153H228V151H227ZM232 153V152H231ZM230 153V154H231ZM239 153H243V151L242 152H239ZM239 153H237V155L239 154ZM244 153H245V151H244ZM110 154V153H109ZM114 154V153H113ZM146 154V153H145ZM148 154V153H147ZM182 154V153H181ZM205 154V153H204ZM222 154H224V153H222ZM250 154V153H249ZM248 154V155H249ZM99 155H100V153H99ZM117 155H119V154H117ZM134 155V154H133ZM141 155V154H140ZM150 155V154H149ZM153 155V156H154ZM162 155V154H161ZM172 155H173V153H172ZM209 155V154H208ZM225 155V154H224ZM227 155V154H226ZM232 155H234V153L232 154ZM235 155H236V153H235ZM147 155H145V156H143V157H146ZM152 156V155H151ZM151 156L149 157V158H151ZM152 156V157H153ZM176 156H177V154H176ZM242 156H243V154H242ZM122 157V156H121ZM155 157V156H154ZM157 157V156H156ZM159 157H160V155H159ZM162 157V156H161ZM168 157H170V155L168 156ZM174 157V156H173ZM184 157V158H183ZM214 157V156H213ZM225 157V156H224ZM224 157H222V158H224ZM240 157V155L238 156V159H237V156L235 157L237 160H235V161H240L241 160V163H244V161L242 162V159H240L239 158ZM124 158V157H123ZM134 158V157H133ZM137 158V157H136ZM139 158V157H138ZM165 158H166V156H165ZM171 158H172V156H171ZM246 158V157H245ZM260 158H261V156H260ZM120 159V158H119ZM145 159V158H144ZM147 159V158H146ZM167 159V158H166ZM176 158H174V160H175ZM178 159V158H177ZM176 159V160H177ZM188 159V160H187ZM200 159V158H199ZM212 159V158H211ZM225 159H227V158H225ZM224 159V160H225ZM230 159V158H229ZM233 159V160H232ZM231 160L232 161H234V158H232ZM252 159V158H251ZM141 160V159H140ZM139 160V161H140ZM150 160V159H149ZM148 160V161H149ZM157 160V159H156ZM164 160V162H165V159H164V156H163V158H162V161ZM171 160V159H170ZM179 160V159H178ZM178 160L176 161V163H175V161H173V158H172V160L171 161H173L175 164H177V162H178ZM184 160H186V161H184ZM206 160V159H205ZM248 160V159H247ZM131 161H133V160H131ZM138 161V160H137ZM136 161V162H137ZM142 161H144V160H142ZM152 160H150V162H151ZM169 161V160H168ZM167 160H166V162H168ZM201 161V160H200ZM203 161L204 160H202V163H203ZM230 160H228V162H229ZM231 161V162H232ZM238 161V162H239ZM261 161V160H260ZM126 162V161H125ZM129 162V161H128ZM134 162V161H133ZM133 162H131V163H133ZM145 162V161H144ZM143 162V164H145ZM157 162H159V160H157ZM157 162L155 163V161H154V163H155V165L156 166H154V165H151L150 164V166H154V167H157V165H159V164H157ZM218 162V161H217ZM220 162H222L221 160H220ZM219 162V167H221L222 166V163H220ZM225 162V161H224ZM246 162V161H245ZM114 163V162H113ZM161 163H163V162H161ZM161 163H160V166H158L156 169L158 170V168H163V165H164V163H163V165H161ZM204 163H205V161H204ZM227 163V162H226ZM264 163V162H263ZM129 164H130V162H129ZM137 164V163H136ZM135 163H134V166L136 165ZM140 164V163H139ZM139 164H137V165H139ZM142 163L140 164V166L142 165V166H145V165H143ZM152 164H153V162H152ZM221 164V165H220ZM240 164V163H239ZM259 164V163H258ZM132 165V164H131ZM131 165H129V166H131ZM149 166V164H146V166ZM173 165V164H172ZM179 165H180V163H179ZM207 165V164H206ZM139 166V167H140ZM147 166V168H148V170H149V168L150 167H148ZM165 167H167V166H169V165H164ZM176 166V165H175ZM223 166H224V169H227L228 170V168H225V164H223ZM222 166V167H223ZM226 166H227V164H226ZM231 165H229V169H230V167H232ZM261 166V165H260ZM263 166V165H262ZM122 167V166H121ZM136 167H138V166H136ZM138 167V168H139ZM165 167H164V170H165ZM172 167V166H171ZM184 167H186V165H184ZM206 167V166H205ZM133 168V167H132ZM135 168V167H134ZM133 168V169H134ZM138 168H135V170H136V172L138 171L137 169ZM142 167H140L139 168V170L141 169ZM147 168H145V169H147ZM168 168V167H167ZM176 168V167H175ZM183 168V167H182ZM182 168H180V169H182ZM186 168V169H187ZM248 168H249V166H248ZM126 169H128L127 167H126ZM133 169L131 170V171H133ZM144 169V170H145ZM152 171H153V168L151 167L150 168ZM155 169V168H154ZM172 169V168H171ZM178 169V172H179V168H177ZM217 169V168H216ZM221 169V168H220ZM244 169V168H243ZM119 170V169H118ZM163 170V172L165 173L166 171H167V169L164 171ZM185 170V169H184ZM208 170V169H207ZM234 170H236L235 171V174H233L234 173ZM249 170V169H248ZM120 171V170H119ZM142 171H143V169H142ZM159 171H160V169H159ZM158 171V172H159ZM161 171H162V169H161ZM160 171V172H161ZM172 171V170H171ZM170 171V169H169V173L171 172ZM186 171V170H185ZM189 171H187V172H189ZM211 171V170H210ZM223 171V170H222ZM226 171V170H225ZM224 171V172H225ZM244 171V170H243ZM124 172V171H123ZM127 172H129V171H127ZM139 172V171H138ZM140 172H141V170H140ZM144 172V171H143ZM146 172H149V171H146ZM157 172V171H156ZM157 172V174H160V173H158ZM163 172H161V173H163ZM173 172V171H172ZM251 172V171H250ZM263 172V171H262ZM130 173H132V172H130ZM152 173V172H151ZM167 173V172H166ZM207 173V172H206ZM222 173V172H221ZM227 173V172H226ZM241 173V174H240ZM255 173V172H254ZM55 174H56V172H55ZM120 174V173H119ZM127 174H129V173H127ZM126 174V175H127ZM135 174H137V173H135ZM141 174L142 173H140L139 175H137V176H140V177H142L141 176ZM149 175H150V172L148 173ZM148 174H146V175H148ZM153 174H155V173H153ZM184 174V173H183ZM214 174V173H213ZM242 174H244L243 176H242ZM116 175V174H115ZM130 175V174H129ZM129 175H128V177H129ZM149 175L147 176V177H149ZM165 175V174H164ZM167 175H168V177L167 176H165L166 178H170V176L171 175H169L168 173H167ZM217 175V174H216ZM225 175H228V174H225ZM240 175V176H239ZM247 175V176H246ZM261 175V174H260ZM56 176V175H55ZM136 176V175H135ZM134 177V181H133V183L131 184L130 182V186H132L131 187V190H130V192L128 191L127 193H128V196L127 197H131L130 198V203H128V204H130V211L131 212H129V215H130V217L129 218H131V216H132V222L131 221H129V223H132L135 227L136 226H140L141 224H143V223H141L140 224V222H139V220L138 219H140V218H138L137 219V216L140 214H138V213H136L135 212V209H137L136 208V201H139L140 199H142L143 198V196L144 195H146V193L145 194H143L142 192V183L144 182H141V178L140 177ZM155 176H156V174H155ZM161 176V174L159 175V176H157V178L158 177H160ZM188 176V175H187ZM220 176V175H219ZM218 176V177H219ZM241 176H242V178H241ZM252 176V175H251ZM250 176V177H251ZM263 176V175H262ZM127 177V178H128ZM147 177L145 176V178L147 179ZM150 177H152V176H150ZM210 177H211V175H210ZM214 177V176H213ZM131 179H132V177H130ZM155 178V177H154ZM156 178V179H157ZM164 177H163V175H162V179H163ZM166 178H164L165 180H166ZM173 178V177H172ZM252 178V177H251ZM261 178V177H260ZM149 180H150V178H148ZM152 179V178H151ZM155 179V180H156ZM159 179H161V177L159 178ZM159 179H157V180H159ZM198 179H199V182H198ZM206 179V178H205ZM211 179V178H210ZM224 179V178H223ZM243 179V180H242ZM257 179V178H256ZM145 180V179H144ZM165 180H163L162 182H163V184H164V187L166 188V190L165 191H163L164 192V196H163V198H165V203H163L164 205H166L167 207H168V209H169V211H170V213H172V216H177L178 215V213L180 212H178L177 213V208H176V205L174 206V204L177 202V201H175L176 200V198H178V197H176L175 198V200H173V196H175V193H176V191L174 190V189H176V187L177 186H175V183H171L170 184V182L168 181V183L169 184H165ZM173 180H175V179H172V181ZM218 179L216 178V180L215 181H217ZM248 180V179H247ZM246 180V181H247ZM131 181V180H130ZM152 181V180H151ZM150 181V182H151ZM205 181V180H204ZM242 181H243V183H242ZM146 182V181H145ZM144 182V183H145ZM149 182V183H150ZM154 181H152V183H153ZM156 182H158V181H156ZM159 182H160V180H159ZM174 182V181H173ZM182 182V181H181ZM212 183H214L213 182V180L211 181ZM219 182V181H218ZM217 182V183H218ZM222 182V181H221ZM223 182H224V180H223ZM248 182H249V180H248ZM248 182H247V184H248ZM257 182V181H256ZM122 183H123V181H122ZM178 183H179V181H178ZM250 183V182H249ZM263 183H264V181H263ZM126 184V183H125ZM157 184V183H156ZM160 184H162L161 182L159 183V185ZM215 184V183H214ZM242 184L243 185H245L243 188H245L246 189V187H250L249 189H247V191H249V192H246L245 191V189H244V191H245V194L246 193H249V195H247V198L245 199L244 198V196L242 195V191H243V189H241L240 190V188L242 187ZM144 185H146V188L148 187L147 185H148V182H147V184H144ZM152 185V184H151ZM154 185H155V183H154ZM158 185V184H157ZM157 185H156V187H157ZM176 185H178V184H176ZM220 185V184H219ZM229 185V186H228ZM241 185V186H240ZM123 186H125L124 185V183H123ZM187 186V187H186ZM199 186L201 187V188H199ZM211 186V188H212V184L210 185ZM218 186V185H217ZM221 186V185H220ZM151 187V186H150ZM175 187V188H174ZM179 187V186H178ZM154 187H152V189H153ZM163 188V187H162ZM113 189H115V188H113ZM160 190L159 191H161L162 189L161 188H159ZM260 189V188H259ZM127 190H129L128 188H127ZM146 190V189H145ZM147 190H149V187H148V189ZM146 190V191H147ZM158 190V189H157ZM179 190V189H178ZM214 190L215 189H213L212 188V193L211 194H215L214 193ZM216 190H219V189H216ZM58 191V190H57ZM155 191V190H154ZM154 191H152V192H154ZM182 191H183V189H182ZM261 191V190H260ZM145 192V191H144ZM149 192L150 191H148L147 193L149 194ZM184 192V191H183ZM215 192H217V191H215ZM220 192V191H219ZM222 192V191H221ZM177 193H179V192H177ZM176 193V194H177ZM206 193V192H205ZM129 194L131 195V196H129ZM150 194H151V192H150ZM181 194V193H180ZM180 194H178V195H180ZM204 194V193H203ZM261 194V193H260ZM110 195H111V193H110ZM159 196V195H158ZM161 196H162V194H161ZM205 196V195H204ZM218 195L216 194V197H217ZM220 196H221V194H220ZM220 196H218V197H220ZM146 198H147V196H145ZM149 197V196H148ZM180 197H182V196H180ZM214 197H215V195H214ZM151 199V202H152V197H150ZM155 198V197H154ZM157 198V197H156ZM154 199V200H157V199ZM161 199V198H160ZM182 199V198H181ZM181 199H180V202H181ZM183 199H185V198H183ZM211 199V200H210ZM216 199V200H215ZM146 200V199H145ZM148 201H149V199H147ZM146 200V201H147ZM153 200V201H154ZM213 200V201H212ZM141 201H143V200H141ZM141 201H140V203H141ZM158 201V200H157ZM126 202V201H125ZM155 202V201H154ZM159 202V201H158ZM164 202V201H163ZM178 202H179V200H178ZM183 202V201H182ZM181 202V203H182ZM149 203H150V201H149ZM160 203H161V201H160ZM184 203V202H183ZM182 203V204H183ZM157 204V203H156ZM162 204V203H161ZM162 204V205H163ZM177 204V203H176ZM185 204V206H186V203H184ZM183 204V205H184ZM190 204L192 205L193 204V206L191 207V210H189V207H190ZM203 204H204V202H203ZM150 205L151 204H149V206H148V204L146 205V206H148V207H150ZM159 205V204H158ZM163 205V206H164ZM178 205H180V204H178ZM182 205V206H183ZM145 206V205H144ZM157 206V205H156ZM163 206H161V207H163ZM181 206V205H180ZM184 206V207H185ZM127 207H128V205H127ZM140 207V206H139ZM138 207V208H139ZM179 207V206H178ZM183 207V208H184ZM205 207V206H204ZM242 207H244V210L242 211ZM143 208V207H142ZM159 208V207H158ZM157 208V209H158ZM176 208V209H175ZM181 208V207H180ZM125 209V208H124ZM148 209V208H147ZM151 209V208H150ZM199 208H197V210H198ZM113 210V209H112ZM111 210V211H112ZM141 210V209H140ZM144 208H143V210H142V215L144 214H146L145 212H144ZM163 210V209H162ZM155 211V210H154ZM164 211V210H163ZM162 211V212H163ZM165 211H167L166 209H165ZM183 211V210H182ZM193 211V212H194ZM157 212V211H156ZM131 213V214H130ZM159 213H160V211H159ZM177 213V214H176ZM194 213H196V212H194ZM138 214V215H137ZM153 214V213H152ZM156 214V213H155ZM158 214V213H157ZM141 215V214H140ZM161 215V214H160ZM163 216V215H162ZM168 216H170V215H168ZM188 216V217H187ZM216 216H219L218 218H216ZM125 217V216H124ZM139 217H141V216H139ZM144 217H146V215L144 216ZM165 217V216H164ZM187 217V218H186ZM163 218V217H162ZM249 218H248V220H249ZM135 219H137L136 220V224H135ZM142 219H145V218H142ZM169 219H171V218H169ZM184 219H186V220H188V222H189V224H186V225H188L185 229L183 228V225H182V221L184 220ZM244 219H246V218H244ZM261 219V218H260ZM145 220H149V219H145ZM248 220H246L247 221V224H249L248 222ZM127 221V220H126ZM141 221V220H140ZM150 221V220H149ZM168 221V220H167ZM118 222V221H117ZM137 222H138V224L139 225H137ZM145 222V221H144ZM158 222V221H157ZM169 222V221H168ZM188 222H186V223H188ZM264 222V221H263ZM147 224L149 223V222H146ZM151 223V222H150ZM154 223V222H153ZM161 223V222H160ZM167 223V222H166ZM191 223V224H190ZM193 223V224H192ZM207 223V224H206ZM199 224V223H198ZM218 224H220V225H218ZM245 224V223H244ZM264 224V223H263ZM132 225V226H133ZM145 225V224H144ZM168 225H169V223H168ZM132 226H130L131 228H132ZM133 226V227H134ZM143 226V225H142ZM164 226V225H163ZM206 226V227H205ZM219 226V227H218ZM116 227V226H115ZM147 228H148V231H149V224L147 225ZM147 228H146V231H147ZM153 228V227H152ZM152 228H150V229H152ZM161 228V227H160ZM159 228V229H160ZM205 228V229H204ZM217 228V229H216ZM128 229V228H127ZM133 230H137L138 228H132ZM131 229V230H132ZM140 229H142V228H140ZM213 229V230H212ZM257 229V230H256ZM129 230V229H128ZM134 231V232H137L136 234H138V235H141L140 234V232H139V229H138V231ZM153 230V229H152ZM211 230L213 231V232H215V234L214 235H217L216 236V238H214L213 239V237H212V234H211ZM246 230V229H245ZM263 230V231H262ZM140 231H142V233H145L143 230H140ZM155 231V230H154ZM153 231V232H154ZM161 231V230H160ZM164 231V230H163ZM166 231H167V229H166ZM131 233H132V231H130ZM133 232V233H134ZM156 232V231H155ZM154 232V233H155ZM194 233V235H193V233ZM200 232H198L199 234H200ZM219 232H221V235H220V233ZM151 233V232H150ZM153 233V234H154ZM163 233V232H162ZM201 233V234H202ZM207 233H208V236H206L207 235ZM217 233V234H216ZM255 233V232H254ZM152 234V233H151ZM248 234V233H247ZM145 235V234H144ZM159 235H161V234H159ZM142 236H143V234H142ZM152 236H154V235H152ZM197 236V235H196ZM245 236V235H244ZM243 236V237H244ZM132 237V236H131ZM134 237V236H133ZM132 237V238H133ZM136 237H138V236H136ZM141 237V236H140ZM156 236H154V240H156L157 238H155ZM158 237V236H157ZM161 237V236H160ZM248 237V236H247ZM255 237V236H254ZM143 238V237H142ZM142 238L140 239L141 241H144V240H142ZM162 238V237H161ZM198 238H199V236H198ZM136 239V238H135ZM143 239H146V236H145V238H143ZM217 239V240H216ZM254 240H256V239H254ZM138 241V240H137ZM146 241H147V239H146ZM252 241V240H251ZM258 241V240H257ZM198 242V241H197ZM131 243V242H130ZM132 243H133V241H132ZM136 243V241L133 243V244H135ZM139 243V242H138ZM198 243H201V242H198ZM219 243V244H218ZM122 244V243H121ZM141 244H143V243H141ZM146 244V243H145ZM252 244V243H251ZM4 245V244H3ZM130 245V244H129ZM137 245V244H136ZM161 245V244H160ZM248 245V244H247ZM247 245H245V246H247ZM1 246H2V244H1ZM139 246V245H138ZM202 246V245H201ZM248 246H250V245H248ZM5 247V246H4ZM3 247V248H4ZM127 247V246H126ZM218 247V248H217ZM1 248V247H0ZM94 248V247H93ZM161 248V247H160ZM139 249V248H138ZM142 249V248H141ZM217 249V250H216ZM255 249H257L256 247H255ZM85 250V249H84ZM127 250V249H126ZM133 250V249H132ZM202 250V251H201ZM1 251H5V250H1ZM6 251H7V249H6ZM129 251V250H128ZM216 251V252H215ZM93 252V251H92ZM8 253V252H7ZM144 253H146L145 251H144ZM214 253V254H213ZM230 254V255H228V256H226V258H223L222 256H223V254ZM238 253H240V252H238ZM255 253H256V251H255ZM5 254V253H4ZM126 254V253H125ZM124 254V255H125ZM143 254V253H142ZM242 254V253H241ZM240 254V255H241ZM127 255V254H126ZM130 255V254H129ZM7 256H8V254H7ZM132 256V255H131ZM130 256V257H131ZM9 257H11V256H9ZM91 257V256H90ZM127 258H128V256H126ZM138 258H139V256H137ZM158 257H160V259L158 258ZM240 257V256H239ZM261 257H263L262 255H261ZM261 257H258V258H260L259 260H261ZM235 258V259H234ZM17 259V258H16ZM129 259V258H128ZM161 259H162V261H161ZM241 260H242V258H240ZM7 257L4 255H2L1 254V252H0V264H6L7 263ZM11 260V259H10ZM13 260V259H12ZM11 260V261H12ZM244 260V259H243ZM248 260V259H247ZM247 260H245V261H247ZM256 260V259H255ZM263 260V259H262ZM10 261V262H11ZM15 261V260H14ZM159 261H158V263H159ZM208 261V260H207ZM227 261H229V262H227ZM245 261H243V262H245ZM111 262V261H110ZM242 262V263H243ZM248 262V261H247ZM260 262V261H259ZM263 262V261H262ZM262 262H260L261 264H262ZM9 263V262H8ZM14 263V262H13ZM12 264V263H11ZM206 264H208V262L206 263ZM234 264H237V263H234ZM239 264V263H238ZM257 264H258V261H257Z\"/></svg>","mask_w":264,"mask_h":264}]
</instances>
